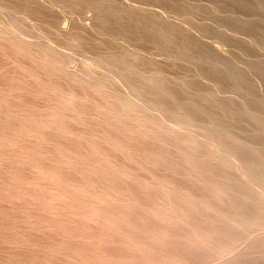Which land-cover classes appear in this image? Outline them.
<instances>
[{
	"label": "rangeland",
	"instance_id": "374dc122",
	"mask_svg": "<svg viewBox=\"0 0 264 264\" xmlns=\"http://www.w3.org/2000/svg\"><path fill=\"white\" fill-rule=\"evenodd\" d=\"M21 1H18V0H6V1L0 0V22H1L0 23V30H1L0 35H1V38H3L2 40L0 38V90H1L0 91V107H1L0 108V118L3 119V120L0 119V126L2 124H3L2 126L7 125L5 128L2 126L0 127V129H1L0 130V142H1L0 144L1 145L3 144V147H4L3 148L0 145V155H1L0 156L1 157L0 162L1 161L3 162L2 164H0V166H1V168H0V178H1L0 179V264H97V263L98 264H124V263L125 264H163V263L164 264H179V262H181V264H183L181 259H183V258L185 259V257H187V259L186 260L183 259V260H184V263L186 262L187 264L189 263V261H190L189 264H193V263L196 264L197 262L199 264L200 260L204 261V263L202 262L203 264H205V261L207 264H210V263L216 264L217 262L219 263V261H220L219 264H225V263L226 264H238V263L244 264V260H240V259L243 258L242 256H244V257L248 256V253L256 246L257 239L254 238V236H252L253 238H248L247 242L245 243V246L247 245V247H249V248L246 247L245 250L239 249L238 254L236 256H234L236 254V253H234V251L231 253H227V254H226V252L223 251L225 248H226L225 250H227V247L225 245H227L228 242L231 241V239L227 240L228 236H229V238L231 237V234L229 235L227 233L228 235L226 234V236L225 235L221 236V232L220 233H218V232L224 226L225 227H234L235 226L236 228L239 227L238 223L240 222L241 218L237 217L238 219H236L231 214L227 215V213H229L227 210L230 208V204L224 199H223V201H225V202L221 201V199L219 200L220 197L217 195V193H219V189L217 188V185L213 182V180L211 178L205 177V173L210 174L211 172L213 173L216 171H223L224 168H222V170H221V168H220L221 166L222 167L226 166L224 171H230V172L236 173V172H239L240 170H243V163L246 162L247 160L253 161V160H255V158L256 159L259 158V156H257L258 154L256 156H254V154L249 150V148H250L249 143L246 144L245 146H237V144H235V137L238 136V137L244 139L245 141L246 140L252 141L254 143L255 142H264V132H263L264 131V129H263L264 128V117H263V114H264V106H263L264 105V90H263V88H264V85H263L264 84V82H263L264 81V77H263L264 76V6H263L264 0H158V1L157 0H149V1L148 0H79V1L78 0H71L70 2H67L69 0H60V1L57 0L59 3L56 2L55 0H50V1L44 0L46 4L44 3L43 0H42L43 2L41 0H33V3L31 2L32 0H28L29 2L27 0H21ZM64 1H66V2H64ZM74 1H76V2H74ZM96 1H98V2H96ZM110 1H111V3H110ZM6 3H7V5H6ZM21 3H24V4H21ZM27 3H29V4H27ZM68 3H70V4H68ZM103 3H104V5H103ZM108 3H109V6H107ZM61 4L64 7H61ZM111 4L113 5V7ZM24 5H25V7H24ZM58 5H59V7H58ZM26 7H27V9H26ZM75 7L77 9H75ZM35 8H36V10H35ZM71 8H73L72 11H71ZM12 9H13V12H11ZM23 9H25V10L23 11ZM67 9L70 10L71 12L68 11ZM33 10H35V11H33ZM94 10L96 13L94 12ZM44 11H46V12H44ZM14 12L16 14H14ZM19 13H20V15H19ZM23 13H25V14L22 15ZM45 13L46 14L48 13L47 14L48 16ZM50 13L52 15H50ZM147 13L151 14V15H148ZM53 14H54V16H53ZM146 15H148L147 16L148 18L146 17ZM17 16H18V18H17ZM38 16H40L42 21ZM42 16L44 18H42ZM45 16L48 18H46ZM100 16H102V17H100ZM108 16H109V18H108ZM138 16L140 17V19L138 18ZM26 17L28 19H26ZM54 17H55V19H54ZM105 17H107L108 19ZM133 17H135V19ZM37 18H39V19H37ZM103 18H105V19H103ZM111 18H113L114 20H111ZM119 18L123 21H121ZM132 18L135 21L136 20L137 21L136 22L133 21ZM191 18H193V19L191 20ZM31 19L32 20L34 19V21H32ZM43 19H45L46 23ZM109 19H110V21H108ZM35 20H37V21H35ZM140 20H141V22L142 21L143 22L140 23ZM12 21H13L14 25H12ZM43 21H44V23H42ZM48 21L52 22L53 25H51V23H49ZM4 22H8V24L4 23ZM117 22H118V24H117ZM137 22L140 24H138ZM2 23H4V24H2ZM35 23H37L38 26ZM48 23H49V25H48ZM123 23L125 25H123ZM129 23H130L129 28L130 27H131V29L137 28L136 30L139 31L141 36H135L134 37V35L131 36L125 31V29L128 28L127 25ZM136 24H137V26H136ZM5 25H6V27L9 26V28L8 27L6 28ZM142 25H143V27H141ZM161 25H162V27H161ZM47 26H49V28ZM125 26H127V27H125ZM2 27H4V28H2ZM52 27L55 29H53ZM132 27H134V28H132ZM152 27H154V28H152ZM164 27H165V29H164ZM45 28H47L48 30ZM51 28H52V30H51ZM56 28H57V30H59L58 33H57V31H55ZM103 28H105L106 30L105 29L103 30ZM174 28H175V30H174ZM14 29H17L18 31L14 30ZM176 29L179 30V32ZM12 30H14V31H12ZM45 30H47L48 32ZM142 30L144 33L142 32ZM101 31H103V33ZM118 31H119V33H118ZM147 31H148V33H147ZM104 32H105V35H104ZM109 32H110V34H109ZM120 32L122 35L120 34ZM154 32H155V34H154ZM40 33L42 34V36ZM174 33H176V34H174ZM3 34H4V37H3ZM19 34L21 37L18 36ZM45 34H46V36H43ZM118 34H120V35H118ZM13 35H15V36L17 35L19 37V39L17 40V37H15ZM145 35L147 36V38ZM165 35H168V38ZM181 35H183V36H181ZM22 36H25V37H22ZM105 36H106V38H105ZM129 36H130V38L132 37L131 38L132 42H131ZM79 37L81 39H79ZM133 37H134V40H136V41L133 40ZM136 37H138V38H136ZM139 37H140V39H139ZM142 37H144L145 39H143ZM183 37L191 40L193 42L192 43L193 45L189 44V45L184 46L182 48L183 44H182L181 38H183ZM4 38L5 39L11 38V41H10V39L5 40ZM110 38H112V39H110ZM153 38H155V39H153ZM177 38H178V40H177ZM82 39H84V40L86 39V40L84 41ZM106 39L110 43L111 47H109V43L107 46ZM125 39H128V40L126 41ZM137 39L141 40V41L138 42ZM12 40H14V43ZM26 40L29 43L26 42ZM49 40L52 42V44L48 43V42H50ZM53 40L56 41V43H54ZM101 40L103 42H101ZM112 40L114 42L115 41L118 42L119 44L116 42L114 43ZM152 40H154V41H152ZM7 41H9V42H7ZM133 41L135 42V44L136 43H138V44H136V46H135ZM147 41H149V42L147 43ZM84 42L87 43L88 47ZM172 42L174 43V45ZM180 42H181V44H180ZM18 43H19V46H18ZM145 43H146V45H145ZM14 44H16V45H14ZM53 44H54V46H52ZM75 44L76 45L78 44L77 47ZM127 44H128V46H126ZM142 44H144V45H142ZM159 44H162V45H159ZM163 44H165V45H163ZM55 45H56V47H55ZM116 45H117V47H116ZM154 45L155 46L157 45V46L154 47ZM13 46H15V48ZM29 46L32 48H34V47H36V48L32 49V48H29ZM57 46H59L60 48L58 49ZM89 46L90 47L93 46V47L90 48ZM163 46H165V49H163L164 48ZM16 47H18L19 50L14 51V49H17ZM24 47L28 48V50H26V48H24ZM61 47L64 49L65 52L66 51L67 52L65 53L64 51H61V50H63ZM80 47H82V49ZM85 47H86V49H88L89 53L86 51ZM95 47L96 48L102 47V48L101 49L97 48V50L99 51L98 52ZM23 48H24V50H21ZM41 48H43L44 50ZM93 48H95L94 49L95 52H94V50H92ZM134 48L135 49L140 48V49L135 50ZM29 49H31V51H29ZM54 49H57L58 51L60 50L63 54L62 53L60 54L59 53L60 51L58 52L57 50H54ZM73 49H75V51ZM25 50H26V52H24ZM103 50H104V52H103ZM160 50L162 51V53H160L161 52ZM187 50H189V51H187ZM20 51L22 52V54L20 53L21 55L18 53ZM36 51H38L40 53H38ZM130 51H132V52H130ZM28 52H30L29 55H26V54H28ZM57 52L59 53L58 55L61 56V59L63 58L62 55L65 56L64 57L65 59L63 58L62 61L65 62V60H66L68 62V64L65 62L68 70L66 69V71H63L65 73H62V74H61L62 71H60V70L56 71V69H54L52 66H50V64L52 62H53V65L57 66V67H58L57 64H63L64 63V62H62V61L60 62V60H58L59 56L57 55ZM70 52L75 53L73 55L75 58H73V57L71 58L72 55L70 54ZM97 52L99 54L105 53V55L103 54L104 55L103 56L101 54V56H98ZM51 53H53V55ZM91 53H96L95 55H97L96 56L97 58L95 57V55L94 56H93V54L91 55ZM176 53H178V54H176ZM48 54H50V55H48ZM86 54L87 55L90 54L89 56H91L90 57L91 59L86 58V57H88ZM150 54H151V56H150ZM187 54H188V56H187ZM154 55L155 56L158 55V56L155 57ZM29 56H32L34 59L31 57L29 58ZM45 56H46V58L49 59L48 62L51 61L50 63H48L49 66L47 65V63H44V64L41 63L39 65L38 64V63H40L39 59L41 57H45ZM57 56H58V58H57ZM121 56H123V57H121ZM137 56L140 58H138ZM37 57H39V59ZM102 57H104V60ZM115 57H117V58H115ZM50 58L53 60H51ZM92 58H93V60H92ZM98 58L102 59V61H100V62H103V63H101L103 65V68H101L102 65L100 64ZM55 59H57L58 61ZM96 59H98V60L96 61ZM141 59H143V60H141ZM82 60L84 63L80 62ZM174 61H176V62H174ZM199 61H200V63H199ZM212 61H214V62H212ZM107 62H109V63H107ZM129 63H131V64L129 65ZM86 64L93 66V67H90L91 68L90 70L88 69L90 71L89 74L87 73L88 71H85V70H87V68H85ZM78 65H80V66H78ZM81 65H83V68L81 67ZM104 65H105V67H104ZM135 65L137 66V68ZM186 65H187V67H185ZM46 66L49 68V70L52 69V72L49 70H44V69H46L45 68ZM107 66H109V68H107ZM130 66H131V68H130ZM139 66H140V68H139ZM50 67H52V68H50ZM79 67H80V69H79ZM197 67H199V69ZM75 68H77V69L75 70ZM110 68H112V69L114 68V70L117 71L118 73L115 72L116 73L115 74L114 70H112V69L110 70ZM136 69H138L139 71L137 70V72H136L135 71ZM203 69H205V70L203 71ZM103 70H105L106 74H104ZM141 70L143 73L141 72ZM153 70H154V72L156 70H158V72L157 71L156 72L159 75V79H158V77H156L157 73L156 72L154 73ZM210 70H215V71L217 70V72L219 73V75H217V76H219V77L208 74V71H210ZM43 71L45 72V74ZM58 71H60V73ZM67 71H69L70 73H68ZM108 71L110 72V74H108ZM159 71L162 73V74L160 73L161 75L159 74ZM50 72H51V74H50ZM78 72H79V75H78ZM83 72H84V74H83ZM95 72H97V74ZM131 72H133V73H131ZM48 73L50 75H53V76H51L52 78L49 79L50 75ZM66 73H68V74H66ZM196 73L197 74L200 73L199 74L200 76H198ZM204 73L207 75H204ZM54 74L60 78H58L57 76H54ZM249 74H251V75H249ZM64 75L67 78L64 77ZM95 75L96 76L99 75V76L103 77V78L99 77L100 78L99 85L101 86L99 89L102 90V91H100V93H97L95 90L92 89L93 88L92 82H94L98 78V77H95ZM103 75H105V76H103ZM108 75H110V76H108ZM131 75H133V76L135 75V76L132 78ZM146 75L147 76L149 75V76L146 77ZM163 75L165 77H163ZM261 75H262V77H261ZM61 76L64 79L61 78ZM139 76L140 77L142 76V77L140 78ZM257 76H258V78H257ZM134 78H136V80ZM240 78H242V79L240 80ZM103 79L105 81H103ZM155 79L156 80L158 79L159 82L156 81ZM212 79L214 81H212ZM256 79L258 82L256 81ZM56 80L57 81L61 80L60 82L62 83V85L64 86L65 89L62 87L60 82H58V83L62 88H60L59 85L54 84V83H57ZM67 80H69V81H67ZM106 80H108V81H106ZM117 80H118V83L115 82L116 84H114L113 81H117ZM177 80L181 81L182 84L180 82H176ZM122 81L126 82L128 87L135 93L136 103H137L138 107L134 103L132 105H130L131 108L127 107V105L122 106L120 103H117L115 98H124V96L126 95V92H125L126 90H125V88L122 87V83H121ZM131 81H133L134 83ZM161 81H163V83L165 85L163 83H161ZM105 82H107V83H105ZM111 82H112V84H111ZM119 82H120L121 86H120ZM150 82H152V83H150ZM187 82H189V83H187ZM177 83L178 84L180 83L182 85V86L180 85V89L177 88V85H178ZM196 83H197V86L195 85ZM74 84H76V85H74ZM85 84L88 85V86H86L87 89L84 86ZM105 84H107L106 86H108V87H106ZM166 84H169V86ZM174 84H176V86ZM231 84H233V85L231 86ZM259 84H261V85H259ZM224 85H226L228 87H226V86L224 87ZM116 86H119L121 88V90L119 87H116ZM152 86H155V87L152 88ZM166 86H167V88H166ZM171 86H174V87H171ZM189 86H191V88H189ZM193 86H196V87H193ZM203 86H204V88H203ZM76 87H79V88H76ZM158 87H159V89H158ZM175 87L177 88V90H174V89H176ZM231 87L233 89L234 88L235 89L233 90V89H231ZM115 88L116 89L118 88L119 90L117 89L118 91H116ZM137 88H138V90H137ZM208 88H209V90H208ZM250 88H252L253 91H251L249 93V90H251ZM112 89H114L115 91ZM145 89L148 92H146ZM194 89H196V90H194ZM57 90H59V91H57ZM62 90H63V92H62ZM87 90L88 91L91 90L92 93H94V94H90L91 92H87V94H86ZM154 90H156L157 92ZM181 90H184V92L186 91L187 94H186V92L184 93ZM56 91L59 92L61 95H59L58 93L56 94ZM68 91H71L72 95ZM121 91L124 93H122ZM180 91L182 93H180ZM211 91H213V92H211ZM13 92H14V94H13ZM49 92H52V93H49ZM53 92L55 95L53 94ZM150 92H152V93L155 92L153 94V97H152V93H150ZM175 92H176V94H175ZM221 92H222V94H221ZM236 92H237V96H235ZM76 93L79 95H77ZM105 93L107 96L105 95ZM112 93L115 94V97H114V94H112ZM158 93H160L163 96H160V94H158ZM171 93H173V94H171ZM63 94L65 97L62 96ZM95 94H96V97H95ZM102 94H103V96H102ZM121 94H123V95H121ZM190 94H192V95H190ZM11 95H12V97H11ZM92 95L95 97V99ZM118 95H120V97H118ZM167 96H168V99H166ZM176 96H178V98H176ZM198 96H200V98ZM75 97H76V99H75ZM191 97L194 100H192ZM204 97H206V98L204 99ZM216 97H218V100ZM60 98H61V101H60ZM71 98H72V100H67V99H71ZM179 98H180V100H179ZM184 98H186L187 100ZM207 98H210V99H207ZM174 99H176L178 101L174 102V101H176ZM188 99H190V100H188ZM3 100H5V101H3ZM149 100H151V102H149ZM198 100H199V102H198ZM203 100L206 103L209 100H210V103L214 102L215 105L211 104L212 107L210 106V104H207L208 106L206 105L208 109H211L213 111H209L208 109H205L206 103H203L202 102ZM227 100L228 101L230 100V101L227 102ZM91 101H93V103ZM155 101L157 103L159 102V104H157ZM232 101H233V103H231ZM50 102L52 103V105ZM94 102L96 103L97 106L94 104ZM97 102H98V104H97ZM152 102H154L155 105H158V106H163L165 104H168L169 106L166 105L165 108H163V109H166L168 106L167 110L170 109V105H171V109H173V108L177 109L176 111H179V112H182L181 109H183L184 111L182 113H184L183 116H184L185 120H183V122L181 124L182 127L180 128V130H178V131L172 130L168 124V121H167L168 119H166V120H165V118L162 120L157 119V121H156L155 118L151 117V115L156 113V111H153V109H152L153 107H155V106H153L154 103H152ZM217 102H220V103L218 104ZM224 102H225V104L228 103L229 106L225 105ZM48 103H50V104L48 105ZM76 103H78V104L76 105ZM177 103H178V106H177ZM230 103L233 105L231 106ZM16 104L19 106H17ZM20 104L22 107L20 106ZM55 104H56V107H54ZM24 105L26 107H28V106L29 107L26 108ZM147 105H149V106L147 107ZM226 106H228V108ZM230 106L233 107V109L235 108V110H233ZM93 107L96 108L95 111H94ZM218 107H223L226 110H229L231 108L233 112L231 111V109L229 111L231 112L232 116H230L229 111H226V112L221 111L220 112L221 109H219ZM69 108H70V110H69ZM100 108L102 109V111ZM146 108L147 109L149 108L150 112H149V109L147 110ZM37 109H38V111H37ZM56 109L57 110L60 109L59 110L60 112H56L57 111ZM64 109L65 110L67 109L66 112H64ZM72 109H74V110H72ZM76 109H78V112ZM114 109H115V111H114ZM118 109H119V111H118ZM174 109L172 110L173 111L172 113H174V111H175ZM27 110H28V112H27ZM47 110L51 113H49ZM83 110H84V112H83ZM135 110H136V112H135ZM206 110H208V111H206ZM236 110H238V112H236ZM8 111H10V113ZM45 111H47V112H45ZM81 111L83 114L81 113ZM129 111L131 113H129ZM138 111H140V114L142 113L143 115L142 114L140 115ZM26 112L30 113V114H26ZM38 112H41L40 113L41 116L39 115ZM63 112H64V114H63ZM134 112H135V114H134ZM215 112H216V114H215ZM235 112H236V114H235ZM7 113H9L8 114L9 116L7 115ZM85 113H86V115H85ZM202 113H203V115H202ZM237 113H239V115ZM71 114L75 115V116H72ZM130 114H132V116ZM240 114H241V116H240ZM1 115H3V116L1 117ZM11 115H13V116H11ZM189 115H190V117H188ZM242 115H244V117ZM258 115H260V116L258 117ZM39 116L41 118H39ZM50 116L51 117L54 116V117H52L53 119H51ZM57 116L60 119L56 118ZM106 116H110V117H106ZM191 116H193L194 118L193 117L191 118ZM239 116L242 117L243 119L241 118L242 119L241 120ZM232 117H233V120H232ZM8 118H10V119H8ZM137 118L138 119L140 118L141 120H138ZM5 119L8 122L6 124H5V122H6ZM29 119H30V121H29ZM38 119H41V120H38ZM120 119H122V120H120ZM127 119H129V120H127ZM193 119H196L197 121L193 120ZM235 119H236V121L238 119V122H235ZM8 120L9 121L11 120L10 123ZM26 120H27V122H26ZM61 120L63 123L61 122ZM136 120H137V122H136ZM192 120L195 123V124H193L194 126H192V122H193ZM1 121H3L4 123ZM144 121L145 122L147 121L146 123H148L149 126ZM159 121L162 124L164 123L163 126H161L162 124H160ZM52 122L55 125H53ZM123 122H125V123L127 122V123L123 124ZM229 122H230V124H229ZM28 123H30V124H28ZM39 123H41V125ZM117 123H119V124H117ZM190 123H191V126H190L191 127L190 128L191 134H193L195 132L192 136L188 135L186 133L184 134V132L181 131V130H183V128H185L184 125L188 126ZM198 123H199V125H197ZM205 123H207V125H205ZM208 123L210 126H213V127H211L212 130L210 129V126L208 125ZM211 123L214 125L217 123L218 124L214 126ZM23 124H24V126L28 124V126L24 127ZM50 124H51V126H50ZM157 124H158V127H157ZM29 125H31V128L29 127ZM60 125H62L63 127ZM65 125H66V127H65ZM107 125L109 128L107 127ZM152 125H154V126L152 127ZM219 125L221 127H219ZM237 125H238V127H237ZM12 126H14V127H12ZM117 126L119 129L117 128ZM137 126H139V128ZM26 127L29 128L30 130L29 129L27 130ZM38 127H40L39 129L42 130L43 132H41L40 130H38L39 131L38 132L37 131ZM58 127H60L61 129ZM103 127H105V129ZM113 127H115V128H113ZM122 127L125 130L122 129ZM229 127H233V128H229ZM32 128H33V130H32ZM112 128H113V131H115L114 133H112L113 132L111 130ZM144 128L145 129L147 128V130H144ZM213 128H216V129L219 128V129H217V130L215 129L216 132H213V131H215V130H213ZM10 129H11V133H9L10 136L6 135V133L9 132ZM24 129H26L27 132ZM66 129L67 130L69 129V131H67ZM127 129H128V131H127ZM153 129L154 130L157 129L158 131L160 130L161 132L160 131L156 132V130L154 131ZM195 129H197V130H195ZM12 130L14 132H12ZM84 130H86V132H84ZM97 130H98V132H97ZM99 130H101V132H103V134H105V135H103V134L100 135L101 133L99 132ZM104 130L106 133L104 132ZM135 130L137 132H135ZM166 130H168V131H166ZM198 130L201 132H198ZM208 130H209V133H208ZM218 130L219 131L221 130V131L219 132ZM229 130L232 131V133H230V135H231V137L233 136L232 138L234 140H232V138L229 137V132H231ZM245 130H246V132H245ZM256 130H257V132H256ZM23 131H25V132H23ZM50 131H53V132L50 133ZM72 131H73V133H72ZM81 131H82V133H81ZM107 131H110V132H107ZM162 131H163V133H162ZM204 131H206V133ZM223 131L226 133H223ZM227 131H229V132H227ZM40 132H41V134H39ZM77 132H79V133H77ZM127 132H128V136H127ZM155 132H156V134H155ZM181 132H183V134H181ZM211 132H213V133H211ZM43 133H45L44 134L45 137L48 136V137H46V140H44L45 138H44ZM56 133H58L60 135H62L63 133H65V134L60 136L58 134L55 135ZM94 133L96 136H102V137L101 138L100 137L95 138ZM135 133H137V134H135ZM160 133H162V134H160ZM215 133H217V134H215ZM220 133H223V135L222 134L220 135ZM227 133H228V135H227ZM21 134L23 135V137ZM37 134L39 135V137ZM48 134H50V135L54 134V137H56V139L58 138V140H56L54 137H52L53 135L50 136ZM87 134L89 135V137ZM106 134H108V135H106ZM111 134H113V136ZM118 134H119V136H118ZM180 134L184 135V137L180 136ZM72 135H74L75 137L73 136L74 137L73 138ZM157 135L160 136L159 139H157V137H159ZM166 135L168 137H166ZM185 135H187V137ZM216 135H217V137H216ZM11 136H15V137L11 138ZM18 136H20V137H18ZM25 136L26 137L28 136V137L26 138ZM49 136H50V139H51V137L54 138L52 140H55L56 142L48 140ZM142 136H143V138H142ZM199 136H201V137L199 138ZM219 136H221V137H219ZM1 137H2V139H1ZM41 137H43V138H41ZM86 137H87V139H86ZM164 137H166V138L164 139ZM193 137H195V138H193ZM196 137H198V138H196ZM204 137H206L207 139H205ZM262 137H263V139H260V140L258 139V138H262ZM5 138H8V140L12 143V145L8 140L5 141L4 140ZM30 138H32V139H30ZM90 138H91L92 144H90L91 143ZM141 138H142V140H141ZM169 138H171V139H169ZM192 138L194 140L197 139L196 141L202 142V145H204V147L203 146L197 147L195 145H191L192 144L191 142H190L191 144L185 145V143L187 141L189 142L190 140H193ZM228 138H230L231 140H229ZM254 138H256V141L254 140ZM22 139H24L23 140L24 142L22 141ZM37 139H40V141H42V142H39ZM82 139H84V140H82ZM155 139H157L158 142ZM160 139H161V141H160ZM47 140L49 142H53L54 144L47 142ZM87 140H89L90 142ZM105 140L106 141L111 140L112 142L110 141L111 143H109V142H106ZM165 140L167 142L164 143L163 141H165ZM206 140L207 141H217L218 144L224 145V146L227 144V146H225V149H228V150H225L222 152L220 151L218 154L219 159H221L222 161L224 160L223 161L224 165L222 164L221 160H218V162L213 160L214 161L213 162V161H211L212 159L207 158L208 153L206 154V152H208V150H207L206 144L208 146V142ZM19 141H20V144H19ZM28 141H30V142H28ZM80 141H81V143H80ZM117 141H119V142H117ZM180 141H182L183 143L182 142L180 143ZM8 142L12 147L13 146L14 147L12 148L9 144H7ZM120 142H122V144ZM193 142H195V141H193ZM221 142H222V144H221ZM144 143H145V145H144ZM159 143H161V145ZM224 143H226V144H224ZM16 144H17V147H16ZM49 144H50V146H49ZM95 144L97 146L99 145L98 146L99 148L96 147L97 150H95V147H94V146H96ZM139 144H141L140 145L141 148L139 147ZM158 144H159V146L157 147ZM166 144H167V146H165ZM169 144H170V146H169ZM52 145H54V147L56 149L54 147L49 149V147H51ZM91 145L93 146V148ZM111 145L113 146V148ZM114 145H116V147H118V148H115ZM122 145H124V146H122ZM134 145H136V146H134ZM9 146H10V148H9ZM24 146H26V147H24ZM31 146L32 147L34 146L33 147L34 151H36L38 153H35L34 151H32L33 148H31ZM152 146H153V148H152ZM6 147H8V148H6ZM39 147H40V149H37ZM119 147L121 148V151H119L120 150ZM123 147H124V149H123ZM156 148H157V150H156ZM170 148H171V150H170ZM241 148H243V149H241ZM116 149H119V150H116ZM160 149H161V151H160ZM188 149H190V151ZM25 150H27L28 153H26L27 151H25ZM165 150H169V151L165 152ZM182 150H184V151H182ZM21 151L23 154L21 153ZM53 151H55V152H53ZM127 151L129 152L128 153L129 155H127ZM187 151H189V152H187ZM194 151H195V153H194ZM1 152L3 153L4 156L2 155ZM44 152H45V155H44ZM64 152L67 153V154H65L66 156H64ZM108 152H109V154H108ZM153 152H155V153H153ZM171 152H172V156H170ZM190 152H191V154L188 156V154ZM197 152H198V155L196 154ZM227 152H229V153L227 154ZM50 153H51V155H50ZM144 153H145V155H144ZM173 153L179 154V157H176L178 155L175 156V154H173ZM223 153L226 154V155L225 154L224 155L227 158L234 156L236 158L235 164H233L232 166L230 165V167L227 166L226 165L227 158H225V156H223ZM245 153H247V154H245ZM25 154H27V156ZM62 154H63V156H62ZM106 154H108V156L110 155V158ZM43 155L47 156V159H45ZM68 155L70 158H68ZM157 155H160L161 157L160 158L158 157V159L156 160ZM168 155H169V159H168ZM180 155H182V156H180ZM227 155H229V156H227ZM246 155L249 156L250 158L249 157L246 158ZM7 156H9V157H7ZM14 156H15V158H14ZM53 156L57 157V158H54ZM131 156H133V157H131ZM6 157L8 159H6ZM30 157H31V159L34 157L33 158L34 160L36 157H38V158H36V162H35L33 159L30 160ZM41 157H43V158H41ZM50 157L52 158V160L50 159ZM114 157H115V159H113ZM128 157L131 158L130 159L131 161L128 159ZM173 157L175 158L176 161L174 160ZM189 157L193 158L194 160L193 159L191 160ZM147 158L149 159L148 161H147ZM202 158H203V160H202ZM204 158H206V159H204ZM16 159H18L20 161L18 162V160H16ZM21 159H22V161H21ZM28 159H29V161H27ZM56 159H57V161H56ZM76 159H78V160H76ZM144 159H145V161H144ZM195 159H196V162H194ZM242 159H246V160L242 161ZM13 160L15 162H13ZM79 160L81 161V164H80ZM112 160H113V162H112ZM150 160H151V162H150ZM153 160H155L156 163ZM163 160H166V161H163ZM38 161H39V163H38ZM99 161L101 162V164ZM116 161H117V163H116ZM120 161L122 164L120 163ZM157 161L160 163H158ZM172 161L174 163H172ZM188 161L191 162L190 164L192 166H190ZM29 162H30V165H28ZM32 162H33V165L36 164L35 167L32 165ZM65 162H66V164H65ZM82 162L85 165L82 164ZM89 162H91V163H89ZM169 162H170V164H169ZM180 162H182V163H180ZM206 162L209 163V165H206L207 164ZM75 163H77V164H75ZM95 163H96V165L98 164L100 169L98 168V166L96 167ZM145 163H147V164L145 165ZM154 163L157 166H155ZM194 163H196L195 164L196 166L194 165ZM238 163H240V164H238ZM51 164H54V165H51ZM93 164H94V166H93ZM113 164H114V166H113ZM116 164H117V166H118V164H121V165H119L121 168L119 166L118 167L120 169H122V172L124 174L116 166ZM148 164H149V166H148ZM173 164H175V166ZM4 165H6L7 167ZM8 165H11V167ZM38 165L39 166L41 165V166L39 167ZM82 165H83V167H82ZM150 165L153 166L154 168L150 167ZM172 165L174 167H172ZM199 165H200V167H199ZM204 165H205V167H204ZM53 166H55V167H53ZM89 166H91V167H89ZM92 166H93V168H92ZM103 166H104V168H103ZM110 166H112V167H110ZM169 166H171V168ZM197 166H198V168H197ZM207 166L209 168H207ZM8 167H9V169H8ZM60 167H61V169H60ZM184 167H185V169H184ZM55 168H56V171H55L56 174L53 171V170H55ZM62 168H64V169H62ZM89 168L92 171H94L91 173L92 177L89 176V175H91L89 173L90 171H88V170H90ZM168 168H169V170H168ZM176 168L178 170H174ZM200 169H201V171H200ZM37 170H38V172H37ZM50 170L53 171L54 173L51 172ZM83 170H85V172ZM196 170H198V171H196ZM33 171H34V173L35 172H37V173L33 174ZM39 171H41V172H39ZM134 171H136V172H134ZM172 171H173V174H176V175L171 174V176H172L171 177L169 173H171ZM175 171H177V172H175ZM182 171H184V172H182ZM80 172H81V174H80ZM100 172H102V173H100ZM130 172H132V173H130ZM155 172H157L155 174L156 177L154 176ZM82 173L84 176H82ZM88 173H89V175H87ZM110 173L114 174V176H115V174H117L118 176L116 175L117 177H115V178H118L120 176V178H122V180L120 178H118L117 181L121 180V182H115L116 179L113 178L114 176H112V174L110 175ZM146 173L149 174L150 178L147 176L148 174H146ZM158 173H159V175L157 176ZM181 173H183V174H181ZM42 174H44V175H42ZM45 174H48V176L47 175L45 176ZM106 174H109L112 177H110V176L108 177ZM131 174H132V176H131ZM160 174L161 175L164 174V176L163 175L162 176L165 179H166V174H167V178H169L170 181L168 179L166 181L165 179L160 178V177H162V176H160ZM190 174H192L193 176L192 175L191 176L195 179H193L192 177H189ZM202 174H203V176H202ZM38 175L40 176V178L37 179L36 176H38ZM53 175H55L56 177ZM59 175H60V178H63V179L60 180ZM133 175H135V176L133 177ZM184 175L187 177H185ZM10 176H11V178H10ZM98 176H99V178L97 179V182H99V184L97 182L95 183V179ZM177 176H179V178ZM42 177H43V179H42ZM48 177L49 178L54 177V178L49 179ZM83 177H84L85 181L83 180ZM102 177L104 178L105 181L102 179ZM125 177L129 178L128 181ZM135 177H136V179H135ZM180 177H181V179L184 178V180L182 179L183 181H181ZM200 177L201 178L203 177L202 180ZM2 178H4V179H2ZM26 178L28 179V181ZM33 178H34V180H33ZM56 178H59V180L58 179L56 180ZM65 178H67L66 180L68 182L65 180ZM88 178H92V179H88ZM123 178H125V179H123ZM148 178H149V180H148ZM175 178H176V180L178 179L177 183L175 181ZM186 178L188 179V181ZM143 179H145V181ZM151 179H154V180L151 181ZM108 180H109V182H108ZM138 180H141V181H138ZM90 181L94 182L95 184L94 183L92 184ZM100 181H103V182H100ZM142 181L145 184V185H142V186H145V188L143 187L144 189L142 188V186L140 184H138V182L139 183L141 182V184H142ZM147 181H150V183ZM168 181L171 183H168ZM32 182H34V183H32ZM56 182H58V183H56ZM69 182L72 184H68ZM81 182H82V184H81ZM84 182L87 184H84ZM151 182H154V183H151ZM178 182H180V183H178ZM198 182H200V183H198ZM201 182H203V183H201ZM6 183H7V185H6ZM103 183H105V185H103ZM116 183H117V186H116ZM172 183H176L178 185H176V184L173 185ZM1 184H3V185H1ZM19 184H20V186H19ZM96 184H98V185H96ZM146 184L149 187H146ZM166 184L168 186H170V188ZM171 184H172L173 188H172ZM179 184H180V186H182V185L183 186L185 185V186L184 187L182 186L183 188H179L180 187ZM202 184L203 185L205 184V185L203 186ZM48 185H49V187H48ZM138 185H140L141 189L144 191V192H142V190L140 189V191L142 193H146V191L149 192V193L145 194L146 198H145V195L142 196L143 198L141 197L142 194H140L141 192L138 189L139 188ZM192 185H193V187H192ZM233 185H235V184H233ZM18 186H19V188H18ZM52 186L53 187L55 186V187L53 188ZM69 186L71 188H68ZM131 186L135 189L134 191L132 190L133 188ZM134 186H137V187H134ZM65 187L68 189H66ZM103 187H104V189H103ZM112 187H113V189H111ZM198 187H199V189H197ZM78 188L80 189L79 191H78ZM83 188L84 189L86 188L85 189L86 191ZM129 188H130L131 192L129 191ZM136 188H137V191H139V192L136 191ZM150 188H152L153 191L156 190L155 192L157 194L150 193V191L153 192ZM60 189H61V191H59ZM87 189H89L90 191ZM127 189H128V191H127ZM177 189L178 190L180 189V190L178 191ZM56 190H58V191H56ZM95 190L96 191L98 190V191L96 192ZM101 190H103V192ZM108 190L109 191L111 190L112 194H111V192H110V194H108L109 193ZM202 190H203V192H202ZM123 191H124V193H123ZM132 191H133V194H135V195L132 194ZM38 192H41V193H38ZM53 192L54 193L59 192L58 195L60 194V192L64 193L65 194L64 196H66L65 197L66 199L63 198L64 196L62 193H61L62 197L59 195L61 197L60 198L59 196L56 197V194H54ZM205 192H206V194H205L206 196H203ZM102 193H103V195H102ZM122 193H123V196H125V197L122 196ZM125 193H128V194H125ZM177 193H178V195H177ZM179 193H180V195H179ZM148 194H152V195H149L151 198L149 196L147 197ZM160 194H162L161 196L164 197V199L166 197H167V199H165V200L162 199ZM181 194H182V196H181ZM188 194H189V196H188ZM193 194H194V196H193ZM91 195H93V196H91ZM100 195L102 196V198H104V200L100 198L101 197ZM112 195H114V196L117 195V196L111 197ZM165 195H167V196H165ZM174 195H175V197H174ZM196 195H198V196L196 197ZM86 196H88V197H86ZM103 196H105V197H103ZM136 196L138 197V200H137ZM153 196H156V197L154 198ZM171 196L173 198H176V200H174V199L170 200ZM202 196L204 199H202ZM89 197H92L91 199H93V200H91ZM130 197L133 198L134 201ZM79 198L83 199L82 201H85V199H87L86 200L87 203H85L86 201L82 202L81 199H79ZM120 198L122 199L121 201H120ZM127 198H129L130 200ZM152 198H153V200L155 199V201L151 200ZM211 198H212V200H211ZM61 199L62 200L65 199L66 201H62ZM124 199H125V201H124ZM216 199H218V200H216ZM97 200H98V203L96 202ZM127 200H129V201H127ZM149 200H151V201H149ZM186 200H189V201L185 202ZM208 200H209V202H208ZM164 201H165V203H164ZM183 201H184V204H183ZM71 202H73V203H71ZM90 202L93 204V206ZM151 202H152V205L150 204ZM155 202H157L158 205ZM196 202H197V204H196ZM94 203H95V205H94ZM122 203H124V204H122ZM167 203H168V205H166ZM176 203H177V205H176ZM213 203H215V204H213ZM222 203H224V204H222ZM118 204H120V206H118ZM133 204H134V206H132ZM185 204H187V205H185ZM203 204L205 205V207ZM81 205L84 207H82ZM113 205H115V206L113 207ZM178 205H180L179 206L180 208H178ZM197 205H199V206H197ZM226 205L229 207H227ZM81 207H82V209H81ZM129 207H130V209H128ZM146 207H148V208H146ZM152 207H153V209H152ZM181 207H183L182 208L183 210L181 209ZM187 207H189L190 212L188 211ZM131 208H133V209H131ZM185 208L187 211L184 210ZM213 208H215V209H213ZM221 208H222V210H220ZM105 209H106V212H105ZM147 209H148V211H147ZM194 209H195V211H194ZM86 210H87V213H85ZM129 210H130V212H129ZM143 210H145L147 212H145ZM216 210H217V212H216ZM82 211H84V212H82ZM176 211H177V213H176ZM224 211H226V213H224ZM205 212L208 213V215L205 214ZM212 212H213V215H212ZM132 213H134L135 215H133ZM150 213H152V214H150ZM183 213H188L187 214L188 217H187V215H185ZM114 214H115V216H114ZM147 214H148V216H147ZM221 215H223V216H221ZM154 216H156V217L153 218ZM172 216H174V217H172ZM178 216H181V218ZM200 216H201V218H200ZM215 216H216V218L218 217L217 218V224L222 225V227L218 226V225H216L217 227L215 226V224H216V222H215L216 218L214 219ZM230 216H232V218ZM115 217L117 220L115 219ZM149 217H151V218L149 219ZM176 217H178V218H176ZM164 218H166V219H164ZM189 218H190V220H189ZM107 219H110V220H107ZM178 219H181V220L179 221ZM114 220H116V223ZM183 220H185V221L187 220L188 223H186L187 222L186 221L183 225V222H184ZM159 221H160V225L154 224L155 222L159 223ZM199 221L202 222V223L200 222V224L202 226L200 224L198 225ZM190 222H192V223H190ZM205 222H208L207 226H204ZM151 223H152L153 227L150 226ZM177 223H179V224L182 223L181 225H183V226H181ZM224 223H226V224H224ZM174 225H176V227ZM195 225H196V227H195ZM205 225H206V223H205ZM192 226H193V228H192ZM197 226H198V228H197ZM200 226H201L202 231H200L201 229H199ZM203 226H204V228L205 227L207 228V231H206V229L203 228ZM214 226L216 228H214ZM218 227H220V228L218 229ZM152 228H155V229H152ZM183 229L185 230L186 233L183 231ZM208 229H211V230H208ZM152 231L154 233V236H153ZM199 231L201 234L199 233ZM135 232H136V234H134ZM163 232H165L166 234ZM171 232L175 236H173L171 234ZM193 232H195V233H193ZM203 232L204 233L206 232L205 234H203L204 236L202 235ZM128 233H130V234H128ZM162 233L164 235H167V236L164 237V235ZM179 233H180V236L178 235ZM181 233H183V234H181ZM176 235H178L179 237ZM182 235L185 236L184 239L186 242L183 241L184 236L182 237ZM214 235H216V236H214ZM169 236H171V237H169ZM206 236L209 239L208 238L206 239ZM84 237H85V239H84ZM161 237H162V239H161ZM221 237H224V238H221ZM154 238L155 239L157 238V239L154 240ZM179 238L182 240L181 246L179 244V242H181ZM196 238H198V239H196ZM144 240H146V242ZM172 240L174 242H175V240H178L179 242L176 241V244L178 243L179 246L181 247V249L183 246L182 250L183 251L185 250V251L184 252L181 251V249H179L177 246H175L176 245L175 243L173 245ZM226 240L228 242H226ZM149 241H150V244H149ZM43 243H44V245H43ZM219 243H221V244H219ZM170 244H171V247H170ZM196 244H197L199 249L197 248ZM199 245H201V246H199ZM222 245H223V247H222ZM204 246H206V247H204ZM17 247H18V249H17ZM157 247H158V249H156ZM174 247H175V251H174ZM187 248L189 249V251L191 250V252L188 251V253H186ZM200 248H202L201 251H200ZM206 249H208V250H206ZM212 249H213V251H212ZM221 249H223V250H221ZM249 249H251V250H249ZM165 250H166V252H165ZM194 250L197 251V252L195 251V254L192 253V251L194 252ZM198 250H199V252L204 254V255L201 254L203 256V259H199L200 257L202 258V256L201 255L199 256ZM211 251H212L213 255H211L212 254ZM218 251H220V252H218ZM242 251H244L245 255H244V253H241ZM163 252H165V253H163ZM196 253L198 256L196 255ZM206 253H208V254L211 253L210 255L212 257L215 256L214 258H211L210 255H206L207 257L210 256L209 258H211L212 261H211V259L207 258V260H208V262H207L206 256H205ZM217 253H221V254H217ZM232 253H234V254H232ZM174 254H175V257H174ZM158 255H160V256H158ZM177 255H178V257H177ZM217 255H219V256H217ZM221 255L223 257L225 255H227L224 257V259H225L224 261H223V257ZM157 258H158V260H157ZM177 258H180V259H177ZM189 258H190V260H188ZM220 258H221V260H220ZM226 258H229V259H226ZM8 259L10 260V262ZM215 259H217V262ZM22 260H24V261H22ZM187 260H188V262H187ZM209 260H210V262H209ZM213 260H215V261H213ZM226 260H227V262H226ZM191 261H192V263H191ZM221 261H223V262H221ZM202 263L200 262V264H202Z\"/></svg>",
	"mask_w": 264,
	"mask_h": 264
},
{
	"label": "bare ground",
	"instance_id": "6f19581e",
	"mask_svg": "<svg viewBox=\"0 0 264 264\" xmlns=\"http://www.w3.org/2000/svg\"><path fill=\"white\" fill-rule=\"evenodd\" d=\"M5 1H6V0H5ZM18 1H21V0H18ZM27 1H28V0H27ZM41 1H42V0H41ZM43 1H44V0H43ZM43 1H42V2H43ZM49 1H50V0H49ZM55 1L58 2L57 0H55ZM59 1H60V0H59ZM70 1H71V0H69V1H67V2H70ZM78 1H79V0H78ZM148 1H149V0H148ZM157 1H158V0H157ZM16 2H17V1H16ZM21 2H22V1H21ZM23 2H24V1H23ZM28 2H29V1H28ZM31 2L33 3V0H32ZM42 2H41V3H42ZM53 2H54V1H53ZM62 2H63V1H62ZM64 2H66V1H64ZM72 2H73V1H72ZM72 2H71V3H72ZM74 2H76V1H74ZM96 2H98V1H96ZM104 2H105V1H104ZM145 2H146V1H145ZM18 3H19V2H18ZM44 3H45V1H44ZM58 3H59V2H58ZM77 3H78V2H77ZM110 3H111V1H110ZM261 3H262V2H261ZM4 4H5V3H4ZM21 4H24V3H21ZM27 4H29V3H27ZM27 4H26V5H27ZM45 4H46V3H45ZM55 4H56V3H55ZM68 4H70V3H68ZM72 4H73V3H72ZM98 4H99V3H98ZM105 4H106V3H105ZM175 4H176V3H175ZM183 4H184V3H183ZM2 5H3V4H2ZM6 5H7V3H6ZM31 5H32V4H31ZM38 5H39V4H38ZM47 5H48V4H47ZM47 5H46V6H47ZM59 5H60V4H59ZM59 5H58V7H59ZM79 5H80V4H79ZM103 5H104V3H103ZM111 5H112V4H111ZM111 5H110V6H111ZM178 5H179V4H178ZM43 6H44V5H43ZM48 6H49V5H48ZM94 6H95V5H94ZM107 6H109V3H108ZM191 6H192V5H191ZM263 6H264V5H263ZM10 7H11V6H10ZM24 7H25V5H24ZM31 7H32V6H31ZM36 7H37V6H36ZM61 7H64V6H62V4H61ZM72 7H73V6H72ZM89 7H90V6H89ZM105 7H106V6H105ZM112 7H113V5H112ZM175 7H176V6H175ZM184 7H185V6H184ZM11 8H12V7H11ZM16 8H17V7H16ZM38 8H39V7H38ZM41 8H42V7H41ZM41 8H40V9H41ZM46 8H47V7H46ZM73 8H74V7H73ZM73 8H71V11H72ZM100 8H101V7H100ZM108 8H109V7H108ZM26 9H27V7H26ZM75 9H77V8L75 7ZM92 9H93V8H92ZM104 9H105V8H104ZM21 10H22V9H21ZM24 10H25V9H23V11H24ZM28 10H29V9H28ZM35 10H36V8H35ZM35 10H33V11H35ZM42 10H43V9H42ZM45 10H46V9H45ZM67 10H68V9H67ZM180 10H181V9H180ZM186 10H187V9H186ZM15 11H16V10H15ZM23 11H22V12H23ZM39 11H40V10H39ZM48 11H49V10H48ZM68 11H70V10H68ZM71 11H70V12H71ZM104 11H105V10H104ZM11 12H13V9H12ZM20 12H21V11H20ZM27 12H28V11H27ZM44 12H46V11H44ZM94 12H95V10H94ZM99 12H100V11H99ZM99 12H98V13H99ZM174 12H175V11H174ZM181 12H182V11H181ZM25 13H26V12H25ZM25 13H23L22 15H24ZM41 13H42V12H41ZM48 13H49V12H48ZM48 13H47V14H48ZM51 13H52V12H51ZM51 13H50V15H52ZM95 13H96V12H95ZM185 13H186V12H185ZM14 14H16V13L14 12ZM31 14H32V13H31ZM39 14H40V13H39ZM45 14H46V13H45ZM47 14H46V15H47ZM140 14H141V13H140ZM140 14H139V15H140ZM147 14H148V13H147ZM19 15H20V13H19ZM22 15H21V16H22ZM29 15H30V14H29ZM32 15H33V14H32ZM36 15H37V14H36ZM41 15H42V14H41ZM43 15H44V14H43ZM96 15H97V14H96ZM148 15H151V14H148ZM148 15H146V17H147ZM47 16H48V15H47ZM53 16H54V14H53ZM121 16H122V15H121ZM152 16H153V15H152ZM13 17H14V16H13ZM19 17H20V16H19ZM22 17H23V16H22ZM24 17H25V16H24ZM36 17H37V16H36ZM38 17L40 18V16H38ZM45 17H46V16H45ZM50 17H51V16H50ZM50 17H49V18H50ZM100 17H102V16H100ZM119 17H120V16H119ZM141 17H142V16H141ZM146 17H145V18H146ZM189 17H190V16H189ZM17 18H18V16H17ZM34 18H35V17H34ZM39 18H37V19H39ZM42 18H44V17L42 16ZM46 18H48V17H46ZM51 18H52V17H51ZM105 18H107V17H105ZM105 18H103V19H105ZM108 18H109V16H108ZM108 18H107V19H108ZM114 18H115V17H114ZM117 18H118V17H117ZM133 18L135 19V17H133ZM133 18H132V20L135 21ZM136 18H137V17H136ZM138 18L140 19L139 16H138ZM147 18H148V17H147ZM262 18H263V17H262ZM26 19H28V18L26 17ZM40 19H41V18H40ZM54 19H55V17H54ZM96 19H97V18H96ZM119 19H120V18H119ZM189 19H190V18H189ZM192 19H193V18H191V20H192ZM2 20H3V19H2ZM2 20H1V21H2ZM4 20H5V19H4ZM31 20H32V19H31ZM43 20L45 21V19H43ZM111 20H114V19L111 18ZM115 20H116V19H115ZM120 20H121V19H120ZM13 21H14V20H13ZM13 21H12V25H14V24H13ZM32 21H34V19H33ZM35 21H37V20H35ZM41 21H42V19H41ZM44 21H43L42 23H44ZM50 21H51V20H50ZM52 21H53V20H52ZM108 21H110V19H109ZM121 21H123V20H121ZM136 21H137V20H136ZM136 21H135V22H136ZM151 21H152V20H151ZM154 21H155V20H154ZM9 22H10V21H9ZM39 22H40V21H39ZM48 22H49V21H48ZM142 22H143V21H142ZM142 22H141V20H140V23H142ZM146 22H147V21H146ZM146 22H145V23H146ZM158 22H159V21H158ZM0 23H1V22H0ZM4 23H7V24H8V22H4ZM4 23H2V24H4ZM45 23H46V21H45ZM49 23H51V25H53L52 22H49ZM49 23H48V25H49ZM103 23H104V22H103ZM109 23H110V22H109ZM137 23H138V22H137ZM140 23H138V24H140ZM147 23H148V22H147ZM147 23H146V24H147ZM155 23H156V22H155ZM17 24H18V23H17ZM35 24L37 25V23H35ZM38 24H39V23H38ZM100 24H101V23H100ZM105 24H106V23H105ZM110 24H111V23H110ZM113 24H114V23H113ZM117 24H118V22H117ZM134 24H135V23H134ZM143 24H144V23H143ZM157 24H158V23H157ZM111 25H112V24H111ZM121 25H122V24H121ZM123 25H125V24L123 23ZM129 25H130V23L127 25L128 28L125 29V31H126L129 35H131V36L134 35V37H135V36H141V34L139 33V31L136 30L137 28L132 27V28H134V29H131V27L129 28ZM37 26H38V25H37ZM127 26H125V27H127ZM136 26H137V24H136ZM138 26H139V25H138ZM145 26H146V25H145ZM169 26H170V25H169ZM176 26H177V25H176ZM176 26H175V27H176ZM5 27H6V25H5ZM7 27L9 28V26H7ZM7 27H6V28H7ZM15 27H16V26H15ZM18 27H19V26H18ZM45 27H46V26H45ZM47 27L49 28V26H47ZM50 27H51V26H50ZM55 27H56V26H55ZM104 27H105V26H104ZM115 27H116V26H115ZM120 27H121V26H120ZM120 27H119V28H120ZM125 27H124V28H125ZM141 27H143V25H142ZM146 27H147V26H146ZM159 27H160V26H159ZM161 27H162V25H161ZM172 27H173V26H172ZM226 27H227V26H226ZM228 27H229V26H228ZM2 28H4V27H2ZM40 28H41V27H40ZM52 28H53V27H52ZM52 28H51V30H52ZM98 28H99V27H98ZM109 28H110V27H109ZM116 28H117V27H116ZM121 28H122V27H121ZM124 28H123V29H124ZM147 28H148V27H147ZM147 28H146V29H147ZM152 28H154V27H152ZM157 28H158V27H157ZM176 28H177V27H176ZM43 29H44V28H43ZM45 29H47V28H45ZM53 29H55V28H53ZM100 29H101V28H100ZM104 29H105V28H103V30H104ZM112 29H113V28H112ZM123 29H122V30H123ZM149 29H150V28H149ZM164 29H165V27H164ZM14 30H17V29H14ZM14 30H12V31H14ZM47 30H48V29H47ZM47 30H45V31H47ZM105 30H106V29H105ZM147 30H148V29H147ZM174 30H175V28H174ZM176 30H177V29H176ZM0 31H1V30H0ZM17 31H18V30H17ZM17 31H16V32H17ZM53 31H54V30H53ZM55 31H57V33L59 32V30H57V28H56ZM55 31H54V32H55ZM99 31H100V30H99ZM108 31H109V30H108ZM120 31H121V30H120ZM177 31L179 32V30H177ZM2 32H3V31H2ZM5 32H6V31H5ZM47 32H48V31H47ZM47 32H46V33H47ZM49 32H50V31H49ZM101 32L103 33V31H101ZM142 32H143V30H142ZM166 32H167V31H166ZM174 32H175V31H174ZM178 32H177V33H178ZM102 33H101V34H102ZM118 33H119V31H118ZM127 33H126V34H127ZM143 33H144V32H143ZM145 33H146V32H145ZM147 33H148V31H147ZM147 33H146V34H147ZM150 33H151V32H150ZM184 33H185V32H184ZM0 34H1V33H0ZM7 34H8V33H7ZM21 34H22V33H21ZM40 34H41V33H40ZM109 34H110V32H109ZM120 34H121V32H120ZM120 34H118V35H120ZM124 34H125V33H124ZM128 34H127V35H128ZM154 34H155V32H154ZM174 34H176V33H174ZM9 35H10V34H9ZM78 35H79V34H78ZM104 35H105V32H104ZM121 35H122V34H121ZM142 35H143V34H142ZM162 35H163V34H162ZM178 35H179V34H178ZM13 36H15V35H13ZM18 36H20V34H19ZM18 36H17V35L15 36V37H17V40L19 39ZM41 36H42V34H41ZM43 36H46V34L43 35ZM111 36H112V35H111ZM114 36H115V35H114ZM143 36H144V35H143ZM145 36H146V35H145ZM153 36H154V35H153ZM163 36H164V35H163ZM165 36H167V38H168V35H165ZM171 36H172V35H171ZM181 36H183V35H181ZM3 37H4V34H3ZM8 37H9V36H8ZM20 37H21V36H20ZM22 37H25V36H22ZM80 37H81V36H80ZM80 37H79V39H81ZM109 37H110V36H109ZM127 37H128V36H127ZM134 37H133V40H134ZM161 37H162V36H161ZM161 37H160V38H161ZM178 37H179V36H178ZM0 38H1V35H0ZM11 38H12V37H11ZM11 38H7V39H10V41H11ZM73 38H74V37H73ZM73 38H72V39H73ZM83 38H84V37H83ZM105 38H106V36H105ZM114 38H115V37H114ZM129 38H130V36H129ZM131 38H132V37H131ZM131 38H130V40H131V42H132V39H131ZM136 38H138V37H136ZM136 38H135V39H136ZM142 38L145 39L144 37H142ZM146 38H147V36H146ZM148 38H149V37H148ZM179 38H180V37H179ZM220 38H221V37H220ZM2 39H3V38H1V40H2ZM4 39H5V38H4ZM7 39H5V40H7ZM22 39H23V38H22ZM25 39H26V38H25ZM70 39H71V38H70ZM75 39H76V38H75ZM110 39H112V38H110ZM139 39H140V37H139ZM149 39H150V38H149ZM153 39H155V38H153ZM173 39H174V38H173ZM181 39H182V44H183L182 48H183L184 46H187V45L193 43V42H192L191 40H189L188 38L183 37V38H181ZM27 40H28V39H27ZM27 40H26V42H28ZM82 40H84V39H82ZM85 40H86V39H85ZM85 40H84V41H85ZM125 40L127 41L128 39H125ZM137 40H138V39H137ZM146 40H147V39H146ZM161 40H162V39H161ZM177 40H178V38H177ZM179 40H180V39H179ZM262 40H263V39H262ZM12 41H13V43H14V40H12ZM49 41H50V40H49ZM53 41H54V40H53ZM69 41H70V40H69ZM109 41H110V40H109ZM112 41H113V40H112ZM126 41H125V42H126ZM134 41H136V40H134ZM134 41H133V42H134ZM139 41H141V40H138V42H139ZM149 41H150V40H149ZM149 41H147V43H148ZM152 41H154V40H152ZM168 41H169V40H168ZM175 41H176V40H175ZM7 42H9V41H7ZM21 42H22V41H21ZM24 42H25V41H24ZM30 42H31V41H30ZM87 42H88V41H87ZM91 42H92V41H91ZM91 42H90V43H91ZM101 42H103V41L101 40ZM113 42H114V41H113ZM115 42H116V41H115ZM115 42H114V43H115ZM120 42H121V41H120ZM122 42H123V41H122ZM142 42H143V41H142ZM10 43H11V42H10ZM19 43H20V42H19ZM19 43H18V46H19ZM28 43H29V42H28ZM48 43L52 44L51 41L48 42ZM54 43H56V41H54ZM84 43L87 45L86 42H84ZM106 43H107V46H108V43H109V42L107 41V39H106ZM106 43H105V44H106ZM111 43H112V42H111ZM116 43H118V42H116ZM143 43H144V42H143ZM151 43H152V42H151ZM172 43H173V42H172ZM176 43H177V42H176ZM57 44H58V43H57ZM91 44H92V43H91ZM118 44H119V43H118ZM130 44H131V43H130ZM132 44H133V43H132ZM136 44H138V43H136ZM136 44H135V42H134V45H135V46H136ZM149 44H150V43H149ZM177 44H178V43H177ZM180 44H181V42H180ZM200 44H201V43H200ZM8 45H9V44H8ZM14 45H16V44H14ZM24 45H25V44H24ZM29 45H30V44H29ZM35 45H36V44H35ZM38 45H39V44H38ZM42 45H43V44H42ZM69 45H70V44H69ZM75 45H76V44H75ZM77 45H78V44H77ZM77 45H76V47H77ZM79 45H80V44H79ZM89 45H90V44H89ZM95 45H96V44H95ZM100 45H101V44H100ZM100 45H99V46H100ZM103 45H104V44H103ZM112 45H113V44H112ZM114 45H115V44H114ZM142 45H144V44H142ZM145 45H146V43H145ZM159 45H162V44H159ZM163 45H165V44H163ZM173 45H174V43H173ZM192 45H193V44H192ZM201 45H202V44H201ZM10 46H11V45H10ZM20 46H21V45H20ZM52 46H54V44H53ZM61 46H62V45H61ZM71 46H72V45H71ZM126 46H128V44H127ZM130 46H131V45H130ZM140 46H141V45H140ZM156 46H157V45H156ZM156 46L154 45V47H156ZM169 46H170V45H169ZM177 46H178V45H177ZM13 47L15 48V46H13ZM13 47H12V48H13ZM55 47H56V45H55ZM87 47H88V45H87ZM89 47H90V46H89ZM92 47H93V46H92ZM92 47H90V48H92ZM109 47H111L110 43H109ZM116 47H117V45H116ZM123 47H124V46H123ZM131 47H132V46H131ZM137 47H138V46H137ZM158 47H159V46H158ZM163 47H164L163 49H165V46H163ZM189 47H190V46H189ZM10 48H11V47H10ZM16 48H17V49H14V51H15V50H19L18 47H16ZM24 48H26V47H24ZM24 48L21 49V50H24ZM29 48H32V47L29 46ZM34 48H36V47H34ZM34 48H32V49H34ZM57 48L59 49L60 47L57 46ZM61 48H62V47H61ZM64 48H65V47H64ZM80 48L82 49V47H80ZM95 48H96V47H95ZM95 48H93L92 50H94ZM97 48H99V47H97ZM97 48H96V50H97ZM101 48H102V47H101ZM101 48H99V49H101ZM127 48H128V47H127ZM132 48H133V47H132ZM257 48H258V47H257ZM41 49H43V48H41ZM62 49H63V48H62ZM77 49H78V48H77ZM85 49H86V47H85ZM130 49H131V48H130ZM134 49H135V48H134ZM136 49H140V48H136ZM136 49H135V50H136ZM155 49H156V48H155ZM159 49H160V48H159ZM173 49H174V48H173ZM190 49H191V48H190ZM210 49H211V48H210ZM12 50H13V49H12ZM26 50H28V48H26ZM26 50H25L24 52H26ZM39 50H40V49H39ZM43 50H44V49H43ZM43 50H42V51H43ZM54 50H57V49H54ZM65 50H66V49H65ZM73 50L75 51V49H73ZM83 50H84V49H83ZM83 50H82V51H83ZM132 50H133V49H132ZM29 51H31V49H29ZM40 51H41V50H40ZM50 51H51V50H50ZM57 51H58V50H57ZM59 51H60V50H59ZM59 51H58V52H59ZM61 51H64V49L61 50ZM61 51L59 52L60 54L62 53ZM86 51L88 52V49H86ZM97 51H98V50H97ZM126 51H127V50H126ZM133 51H134V50H133ZM160 51H161V50H160ZM176 51H177V50H176ZM187 51H189V50H187ZM192 51H193V50H192ZM198 51H199V50H198ZM205 51H206V50H205ZM34 52H35V51H34ZM36 52H38V51H36ZM58 52H57V55L59 54ZM64 52H65V51H64ZM66 52H67V51H66ZM66 52H65V53H66ZM94 52H95V50H94ZM98 52H99V51H98ZM98 52H97V53H98ZM100 52H101V51H100ZM103 52H104V50H103ZM130 52H132V51H130ZM134 52H135V51H134ZM173 52H174V51H173ZM18 53H19V54H20V53L22 54L21 51L18 52ZM29 53H30V52H28V54H26V53H25V54H26V55H29ZM38 53H40V52H38ZM41 53H42V52H41ZM43 53H44V52H43ZM88 53H89V52H88ZM106 53H107V52H106ZM135 53H136V52H135ZM160 53H162V51H161ZM204 53H205V52H204ZM21 54H20V55H21ZM46 54H47V53H46ZM51 54L53 55V53H51ZM62 54H63V53H62ZM67 54H68V53H67ZM67 54H66V55H67ZM70 54L72 55L71 58H72V57L75 58V57L73 56L75 53H73V52L71 53V52H70ZM92 54H93V56H94L96 53H91V55H92ZM101 54H102V55H103V54L105 55V53H101ZM101 54L98 53V56H101ZM109 54H110V53H109ZM122 54H123V53H122ZM126 54H127V53H126ZM129 54H130V53H129ZM138 54H139V53H138ZM176 54H178V53H176ZM181 54H182V53H181ZM201 54H202V53H201ZM35 55H36V54H35ZM38 55H39V54H38ZM38 55H37V56H38ZM48 55H50V54H48ZM86 55H87V54H86ZM89 55H90V54H89ZM89 55H87L88 57H86V58L91 59V58H90L91 56H89ZM104 55H103V56H104ZM114 55H115V54H114ZM120 55H121V54H120ZM124 55H125V54H124ZM130 55H131V54H130ZM134 55H135V54H134ZM189 55H190V54H189ZM191 55H192V54H191ZM198 55H199V54H198ZM202 55H203V54H202ZM24 56H25V55H24ZM43 56H44V55H43ZM54 56H55V55H54ZM58 56H59V59H58V60H60V62H61V61L63 60V58L65 57L64 55H62L63 58L61 59V56H60V55H58ZM58 56H57V58H58ZM67 56H68V55H67ZM69 56H70V55H69ZM96 56H97V55H95V57H96ZM107 56H108V55H107ZM117 56H118V55H117ZM150 56H151V54H150ZM154 56H155V55H154ZM154 56H153V57H154ZM157 56H158V55H156L155 57H157ZM161 56H162V55H161ZM179 56H180V55H179ZM182 56H183V55H182ZM182 56H181V57H182ZM187 56H188V54H187ZM200 56H201V55H200ZM30 57L33 58L32 56H29V58H30ZM49 57H50V56H49ZM118 57H119V56H118ZM121 57H123V56H121ZM132 57H133V56H132ZM137 57H138V56H137ZM141 57H142V56H141ZM167 57H168V56H167ZM192 57H193V56H192ZM37 58L39 59V57H37ZM52 58H53V57H52ZM55 58H56V57H55ZM86 58H85V59H86ZM96 58H97V57H96ZM102 58H103V60H104V57H102ZM115 58H117V57H115ZM138 58H140V57H138ZM163 58H164V57H163ZM168 58H169V57H168ZM174 58H175V57H174ZM195 58H196V57H195ZM33 59H34V58H33ZM33 59H32V60H33ZM50 59H51V58H50ZM64 59H65V58H64ZM98 59H99V58H98ZM98 59H96V61H97ZM120 59H121V58H120ZM128 59H129V58H128ZM153 59H154V58H153ZM188 59H189V58H188ZM197 59H198V58H197ZM36 60H37V59H36ZM51 60H53V59H51ZM55 60H57V59H55ZM58 60H57V61H58ZM92 60H93V58H92ZM111 60H112V59H111ZM122 60H123V59H122ZM138 60H139V59H138ZM141 60H143V59H141ZM171 60H172V59H171ZM173 60H174V59H173ZM215 60H216V59H215ZM215 60H214V61H215ZM37 61H38V60H37ZM39 61H40V63H38L39 65H40L41 63H42V64L47 63V65H48V63L51 62V61L48 62L49 59L46 58V56H45V57H41V58L39 59ZM94 61H95V60H94ZM94 61H93V62H94ZM100 61H102V59H99V62H100ZM114 61H115V60H114ZM150 61H151V60H150ZM214 61H212V62H214ZM60 62H59V63H60ZM62 62H64V61H62ZM65 62L68 64V62H67L66 60H65ZM65 62H64L63 64H57L58 67H57V66H54V65H53V62H52V63L50 64V66H52L54 69H56V71H57V70L62 71V72H61V74H62V73H65V72H63V71H66V69H67ZM80 62L82 63L83 60L80 61ZM86 62H87V61H86ZM104 62H105V61H104ZM116 62H117V61H116ZM123 62H124V61H123ZM128 62H129V61H128ZM141 62H142V61H141ZM145 62H146V61H145ZM174 62H176V61H174ZM177 62H178V61H177ZM179 62H180V61H179ZM36 63H37V62H36ZM57 63H58V62H57ZM83 63H84V62H83ZM101 63H103V62H100V64H101ZM105 63H106V62H105ZM105 63H104V64H105ZM107 63H109V62H107ZM114 63H115V62H114ZM132 63H133V62H132ZM142 63H143V62H142ZM151 63H152V62H151ZM188 63H189V62H188ZM199 63H200V61H199ZM235 63H236V62H235ZM79 64H80V63H79ZM91 64H92V63H91ZM130 64H131V63H129V65H130ZM186 64H187V63H186ZM190 64H191V63H190ZM190 64H189V65H190ZM193 64H194V63H193ZM36 65H37V64H36ZM39 65H38V66H39ZM93 65H94V64H93ZM101 65H102V64H101ZM187 65H188V64H187ZM187 65H186L185 67H187ZM255 65H256V64H255ZM41 66H42V65H41ZM48 66H49V65H48ZM78 66H80V65H78ZM97 66H98V65H97ZM126 66H127V65H126ZM135 66H136V65H135ZM52 67H50V68H52ZM68 67H69V66H68ZM81 67L83 68V65H81ZM90 67H93V66H90V65H87V64L85 65V68H87V70H85V69H84V70H85V71H88V72H87L88 74H89V72H90L89 70L91 69ZM104 67H105V65H104ZM120 67H121V66H120ZM120 67H119V68H120ZM127 67H128V66H127ZM132 67H133V66H132ZM188 67H189V66H188ZM210 67H211V66H210ZM43 68H44V67H43ZM45 68H46V69H44V70H49V68H48L47 66H46ZM82 68H81V69H82ZM101 68H103V65H102ZM107 68H109V66H107ZM107 68H106V69H107ZM117 68H118V67H117ZM130 68H131V66H130ZM136 68H137V66H136ZM139 68H140V66H139ZM197 68L199 69V67H197ZM76 69H77V68H75V70H76ZM79 69H80V67H79ZM88 69H89V70H88ZM94 69H95V68H94ZM111 69H112V68H110V70H111ZM132 69H133V68H132ZM261 69H262V68H261ZM67 70H68V69H67ZM82 70H83V69H82ZM95 70H96V69H95ZM107 70H108V69H107ZM112 70H114V68H113ZM137 70H138V69H136L135 71L137 72ZM204 70H205V69H203V71H204ZM49 71L52 72V69L49 70ZM54 71H55V70H54ZM60 71H58V72L60 73ZM71 71H72V70H71ZM73 71H74V70H73ZM80 71H81V70H80ZM80 71H79V72H80ZM93 71H94V70H93ZM97 71H98V70H97ZM103 71H104V74H106V73H105V70H103ZM138 71H139V70H138ZM156 71L158 72V70H156ZM156 71H155V72H156ZM201 71H202V70H201ZM218 71H219V70H218ZM43 72H44V71H43ZM47 72H48V71H47ZM51 72H50V74H51ZM67 72L70 73L69 71H67ZM79 72H78V75H79ZM112 72H113V71H112ZM115 72H117V71L114 70V73H115ZM127 72H128V71H127ZM141 72H142V70H141ZM153 72H154V70H153ZM153 72H152V73H153ZM155 72H154V73H155ZM157 72H156V73H157ZM198 72H199V71H198ZM68 73H66V74H68ZM87 73H86V74H87ZM95 73L97 74V72H95ZM95 73H94V74H95ZM98 73H99V72H98ZM114 73H113V74H114ZM117 73H118V72H117ZM120 73H121V72H120ZM123 73H124V72H123ZM131 73H133V72H131ZM134 73H135V72H134ZM139 73H140V72H139ZM142 73H143V72H142ZM142 73H141V74H142ZM149 73H150V72H149ZM160 73H161V72L159 71V74H160ZM44 74H45V72H44ZM48 74H49V73H48ZM50 74H49V75H50ZM75 74H76V73H75ZM83 74H84V72H83ZM88 74H87V75H88ZM108 74H110L109 71H108ZM115 74H116V73H115ZM115 74H114V75H115ZM124 74H125V73H124ZM161 74H162V73H161ZM161 74H160V75H161ZM196 74H197V73H196ZM199 74H200V73H199ZM199 74H197V75L200 76ZM208 74L213 75V76H217V75H219V73L217 72V70H216V71H215V70H210V71H208ZM234 74H235V73H234ZM257 74H258V73H257ZM101 75H102V74H101ZM119 75H120V74H119ZM122 75H123V74H122ZM128 75H129V74H128ZM138 75H139V74H138ZM197 75H196V76H197ZM204 75H207V74L204 73ZM249 75H251V74H249ZM47 76H48V75H47ZM51 76H53V75H50L49 79L52 78ZM54 76H57V75L54 74ZM69 76H70V75H69ZM84 76H85V75H84ZM103 76H105V75H103ZM108 76H110V75H108ZM115 76H116V75H115ZM131 76H132V78H133L135 75H134V76L131 75ZM148 76H149V75H148ZM148 76L146 75V77H148ZM151 76H152V75H151ZM151 76H150V77H151ZM153 76H154V75H153ZM201 76H202V75H201ZM57 77H58V76H57ZM64 77H66V76L64 75ZM95 77H98V78H97V80H95L94 82H92V84H93V85H92V87H93L92 89L95 90L97 93H100V91H102V90L99 89V88L101 87V86L99 85V82H100V78H99V77H102V76H99V75L96 76V75H95ZM123 77H124V76H123ZM139 77H140V76H139ZM141 77H142V76H141ZM141 77H140V78H141ZM156 77H158V79H159V75H158V73H157V76H156ZM163 77H165V76L163 75ZM211 77H212V76H211ZM217 77H219V76H217ZM254 77H255V76H254ZM261 77H262V75H261ZM263 77H264V76H263ZM58 78H60V77H58ZM61 78H63V77L61 76ZM66 78H67V77H66ZM66 78H65V79H66ZM69 78H70V77H69ZM80 78H81V77H80ZM87 78H88V77H87ZM87 78H86V79H87ZM102 78H103V77H102ZM102 78H101V79H102ZM104 78H105V77H104ZM113 78H114V77H113ZM201 78H202V77H201ZM214 78H215V77H214ZM214 78H213V79H214ZM252 78H253V77H252ZM257 78H258V76H257ZM55 79H56V78H55ZM63 79H64V78H63ZM71 79H72V78H71ZM129 79H130V78H129ZM134 79L136 80V78H134ZM142 79H143V78H142ZM146 79H147V78H146ZM158 79H157V80L155 79V80L158 81ZM183 79H184V78H183ZM195 79H196V78H195ZM213 79H212V81H214ZM216 79H217V78H216ZM241 79H242V78H240V80H241ZM57 80H58V79H57ZM57 80H56V81H57ZM61 80H62V79H61ZM61 80H60V81H61ZM69 80H70V79H69ZM69 80H67V81H69ZM83 80H84V79H83ZM131 80H132V79H131ZM140 80H141V79H140ZM167 80H168V79H167ZM197 80H198V79H197ZM205 80H206V79H205ZM56 81H55V82H56ZM60 81H57V83H54V84L59 85L58 82H60ZM85 81H86V80H85ZM103 81H105V80L103 79ZM106 81H108V80H106ZM138 81H139V80H138ZM170 81H171V80H170ZM182 81H183V80H182ZM206 81H207V80H206ZM216 81H217V80H216ZM256 81H257V79H256ZM86 82H87V81H86ZM113 82H114V84H116L115 82L118 83V80H117V81H113ZM131 82H133V81H131ZM158 82H159V81H158ZM164 82H165V81H164ZM168 82H169V81H168ZM173 82H174V81H173ZM176 82H180V83H181V81H178V80H177ZM196 82H197V81H196ZM202 82H203V81H202ZM209 82H210V81H209ZM220 82H221V81H220ZM243 82H244V81H243ZM257 82H258V81H257ZM263 82H264V81H263ZM63 83H64V82H63ZM72 83H73V82H72ZM105 83H107V82H105ZM121 83H122V87L125 88V90H126V91H125V92H126V95L124 96V98H115L116 101H117V103H120L122 106L127 105V107H129V108H131L130 105H132L133 103L136 104V106H137V103H136V95H135V93H134V92L128 87V85H127L126 82H123V81H122ZM133 83H134V82H133ZM150 83H152V82H150ZM155 83H156V82H155ZM161 83H163V81H161ZM165 83H166V82H165ZM180 83H179V84L177 83V84H178V85H177V88H179V89H180V85L182 84V83H181V84H180ZM185 83H186V82H185ZM185 83H184V84H185ZM187 83H189V82H187ZM206 83H207V82H206ZM231 83H232V82H231ZM60 84L62 85L61 82H60ZM69 84H70V83H69ZM90 84H91V83H90ZM109 84H110V83H109ZM111 84H112V82H111ZM114 84H113V85H114ZM119 84H120V82H119ZM119 84H118V85H119ZM136 84H137V83H136ZM138 84H139V83H138ZM146 84H147V83H146ZM163 84H164V83H163ZM169 84H170V83H169ZM169 84H166V85L169 86ZM172 84H173V83H172ZM240 84H241V83H240ZM243 84H244V83H243ZM65 85H66V84H65ZM71 85H72V84H71ZM74 85H76V84H74ZM106 85H107V84H105V86H106ZM113 85H112V86H113ZM141 85H142V84H141ZM159 85H160V84H159ZM164 85H165V84H164ZM174 85L176 86V84H174ZM192 85H193V84H192ZM195 85L197 86V83H196ZM212 85H213V84H212ZM232 85H233V84H231V86H232ZM234 85H235V84H234ZM259 85H261V84H259ZM263 85H264V84H263ZM59 86H60V85H59ZM69 86H70V85H69ZM77 86H78V85H77ZM82 86H83V85H82ZM84 86L86 87V86H88V85L85 84ZM84 86H83V87H84ZM90 86H91V85H90ZM120 86H121V84H120ZM139 86H140V85H139ZM139 86H138V87H139ZM157 86H158V85H157ZM181 86H182V85H181ZM184 86H185V85H184ZM196 86H193V87H196ZM225 86H226V85H224V87H225ZM247 86H248V85H247ZM62 87L64 88L63 85H62ZM62 87L60 86V88H62ZM73 87H74V86H73ZM85 87H84V88H85ZM106 87H108V86H106ZM106 87H105V88H106ZM116 87H119V86H116ZM132 87H133V86H132ZM132 87H131V88H132ZM148 87H149V86H148ZM148 87H147V88H148ZM150 87H151V86H150ZM153 87H155V86H152V88H153ZM162 87H163V86H162ZM171 87H174V86H171ZM193 87H192V88H193ZM226 87H228V86H226ZM242 87H243V86H242ZM260 87H261V86H260ZM51 88H52V87H51ZM76 88H79V87H76ZM84 88H83V89H84ZM102 88H103V87H102ZM112 88H113V87H112ZM119 88H120V87H119ZM144 88H145V87H144ZM144 88H143V89H144ZM166 88H167V86H166ZM175 88H176V87H175ZM177 88L174 89V90H177ZM182 88H183V87H182ZM189 88H191V86H189ZM203 88H204V86H203ZM214 88H215V87H214ZM217 88H218V87H217ZM248 88H249V87H248ZM2 89H3V88H2ZM44 89H45V88H44ZM46 89H47V88H46ZM58 89H59V88H58ZM64 89H65V88H64ZM64 89H63V90H64ZM67 89H68V88H67ZM86 89H87V87H86ZM86 89H85V90H86ZM106 89H107V88H106ZM110 89H111V88H110ZM115 89H116V88H115ZM117 89H118V88H117ZM117 89H116V91L119 90V89H118V90H117ZM150 89H151V88H150ZM158 89H159V87H158ZM172 89H173V88H172ZM186 89H187V88H186ZM218 89H219V88H218ZM231 89H233V88L231 87ZM234 89H235V88H234ZM234 89H233V90H234ZM242 89H243V88H242ZM250 89H251V90H249V93H250L251 91H253L252 88H250ZM63 90H62V92H63ZM73 90H74V89H73ZM79 90H80V89H79ZM112 90H114V89H112ZM112 90H111V91H112ZM120 90H121V88H120ZM137 90H138V88H137ZM145 90H146V89H145ZM145 90H144V91H145ZM194 90H196V89H194ZM206 90H207V89H206ZM208 90H209V88H208ZM233 90H232V91H233ZM263 90H264V88H263ZM0 91H1V90H0ZM57 91H59V90H57ZM57 91H56V94L58 93L59 95H61V94H60L59 92H57ZM60 91H61V90H60ZM71 91H72V90H71ZM71 91H68V92L71 93ZM105 91H106V90H105ZM114 91H115V90H114ZM114 91H113V92H114ZM134 91H135V90H134ZM154 91H156V90H154ZM181 91L184 92V90H181ZM181 91H180V93H182ZM201 91H202V90H201ZM201 91H200V92H201ZM74 92H75V91H74ZM87 92H91L90 94H94V93H92L91 90H89V91L87 90V91H86V94H87ZM121 92H122V91H121ZM146 92H148V91L146 90ZM156 92H157V91H156ZM185 92H186V91H185ZM185 92H184V93H185ZM193 92H194V91H193ZM211 92H213V91H211ZM1 93H2V92H1ZM15 93H16V92H15ZM41 93H42V92H41ZM49 93H52V92H49ZM122 93H124V92H122ZM150 93H152V92H150ZM154 93H155V92H154ZM154 93H152V97H153V94H154ZM180 93H179V94H180ZM217 93H218V92H217ZM13 94H14V92H13ZM13 94H12V95H13ZM45 94H46V93H45ZM53 94H54V92H53ZM76 94H77V93H76ZM90 94H89V95H90ZM107 94H108V93H107ZM112 94H114V93H112ZM158 94H160V93H158ZM171 94H173V93H171ZM175 94H176V92H175ZM186 94H187V92H186ZM212 94H213V93H212ZM221 94H222V92H221ZM221 94H220V95H221ZM234 94H235V93H234ZM234 94H233V95H234ZM239 94H240V93H239ZM12 95H11V97H12ZM42 95H43V94H42ZM54 95H55V94H54ZM71 95H72V93H71ZM77 95H79V94H77ZM81 95H82V94H81ZM105 95H106V93H105ZM121 95H123V94H121ZM150 95H151V94H150ZM180 95H181V94H180ZM190 95H192V94H190ZM216 95H217V94H216ZM216 95H215V96H216ZM57 96H58V95H57ZM62 96H64V94H63ZM90 96H91V95H90ZM92 96H93V95H92ZM102 96H103V94H102ZM106 96H107V95H106ZM106 96H105V97H106ZM160 96H163V95L160 94ZM171 96H172V95H171ZM184 96H185V95H184ZM194 96H195V95H194ZM206 96H207V95H206ZM228 96H229V95H228ZM235 96H237V92H236V95H235ZM13 97H14V96H13ZM47 97H48V96H47ZM64 97H65V96H64ZM73 97H74V96H73ZM93 97H94V96H93ZM95 97H96V94H95ZM95 97H94V99H95ZM97 97H98V96H97ZM114 97H115V94H114ZM118 97H120V95H118ZM164 97H165V96H164ZM182 97H183V96H182ZM195 97H196V96H195ZM198 97L200 98V96H198ZM198 97H197V98H198ZM106 98H107V97H106ZM142 98H143V97H142ZM155 98H156V97H155ZM174 98H175V97H174ZM176 98H178V96H176ZM205 98H206V97H204V99H205ZM211 98H212V97H211ZM216 98H217V100H218V97H216ZM220 98H221V97H220ZM234 98H235V97H234ZM237 98H238V97H237ZM3 99H4V98H3ZM53 99H54V98H53ZM53 99H52V100H53ZM75 99H76V97H75ZM75 99H74V100H75ZM166 99H168V96H167ZM184 99H186V98H184ZM191 99H192V97H191ZM195 99H196V98H195ZM207 99H210V98H207ZM226 99H227V98H226ZM235 99H236V98H235ZM67 100H72V98H71V99H67ZM147 100H148V99H147ZM155 100H156V99H155ZM169 100H170V99H169ZM174 100H176V99H174ZM179 100H180V98H179ZM182 100H183V99H182ZM186 100H187V99H186ZM188 100H190V99H188ZM192 100H194V99H192ZM224 100H225V99H224ZM254 100H255V99H254ZM3 101H5V100H3ZM60 101H61V98H60ZM65 101H66V100H65ZM81 101H82V100H81ZM86 101H87V100H86ZM102 101H103V100H102ZM177 101H178V100H176V101H174V102H177ZM195 101H196V100H195ZM195 101H194V102H195ZM229 101H230V100H229ZM229 101L227 100V102H229ZM244 101H245V100H244ZM44 102H45V101H44ZM83 102H84V101H83ZM91 102L93 103V101H91ZM149 102H151V100H149ZM155 102H156V101H155ZM160 102H161V101H160ZM165 102H166V101H165ZM169 102H170V101H169ZM188 102H189V101H188ZM198 102H199V100H198ZM202 102H203V103H206V102H204V100H203ZM235 102H236V101H235ZM24 103H25V102H24ZM50 103H51V102H50ZM50 103H48V105H49ZM54 103H55V102H54ZM54 103H53V104H54ZM80 103H81V102H80ZM152 103H154V102H152ZM156 103H157V102H156ZM171 103H172V102H171ZM179 103H180V102H179ZM217 103L219 104L220 102H217ZM231 103H233V101H232ZM231 103H230V105L232 106L233 104H231ZM9 104H10V103H9ZM9 104H8V105H9ZM60 104H61V103H60ZM77 104H78V103H76V105H77ZM90 104H91V103H90ZM94 104L96 105L95 102H94ZM97 104H98V102H97ZM148 104H149V103H148ZM157 104H159V102H158ZM161 104H162V103H161ZM207 104H210V106L212 107L211 104H214V102H213V103H210V100H209V101L205 104V106H206ZM224 104H225V102H224ZM16 105H17V104H16ZM16 105H15V106H16ZM29 105H30V104H29ZM51 105H52V103H51ZM76 105H75V106H76ZM103 105H104V104H103ZM128 105H129V106H128ZM162 105H163V104H162ZM166 105H168V104H165V105H163V106H158V105H155V103H154L153 106H155V107H153L152 109H153V111H156V113L153 114V115H151V117L155 118L156 121H157V119H161V120L164 119V118H165V120L168 119V120H167V121H168V124H169V126H170V128H171L172 130H175V131L180 130V128L182 127L181 124H182L183 120H185V119H184V116H183L184 113H182L184 110L181 109L182 112H179V111H176L177 109H174V108L172 107V108L175 110L174 113H172V112H173V111H172L173 109H171V105H170V109H171V110H170V109L167 110L169 105L167 106L166 109H163V108H165ZM184 105H185V104H184ZM198 105H199V104H198ZM202 105H203V104H202ZM214 105H215V104H214ZM222 105H223V104H222ZM225 105H228V103L225 104ZM262 105H263V104H262ZM17 106H19V105H17ZM20 106H21V104H20ZM24 106H25V105H24ZM45 106H46V105H45ZM59 106H60V105H59ZM70 106H71V105H70ZM93 106H94V105H93ZM96 106H97V105H96ZM106 106H107V105H106ZM148 106H149V105H147V107H148ZM177 106H178V103H177ZM195 106H196V105H195ZM203 106H204V105H203ZM205 106H204V107H205ZM207 106H208V105H207ZM207 106H206L205 109H208ZM223 106H224V105H223ZM228 106H229V105H228ZM228 106H226V107L228 108ZM231 106H230V107H231ZM263 106H264V105H263ZM6 107H7V106H6ZM21 107H22V106H21ZM25 107H26V106H25ZM28 107H29V106H28ZM28 107H26V108H28ZM54 107H56V104L54 105ZM61 107H62V106H61ZM101 107H102V106H101ZM116 107H117V106H116ZM134 107H135V106H134ZM137 107H138V106H137ZM186 107H187V106H186ZM190 107H191V106H190ZM213 107H214V106H213ZM0 108H1V107H0ZM48 108H49V107H48ZM52 108H53V107H52ZM59 108H60V107H59ZM74 108H75V107H74ZM93 108H94V107H93ZM111 108H112V107H111ZM135 108H136V107H135ZM184 108H185V107H184ZM188 108H189V107H188ZM193 108H194V107H193ZM202 108H203V107H202ZM216 108H217V107H216ZM218 108L221 109L220 112H221V111H223V112L229 111L231 108L233 109V107H231L229 110H226V109L223 108V107H218ZM236 108H237V107H236ZM9 109H10V108H9ZM14 109H15V108H14ZM17 109H18V108H17ZM23 109H24V108H23ZM40 109H41V108H40ZM54 109H55V108H54ZM100 109H101V108H100ZM103 109H104V108H103ZM112 109H113V108H112ZM127 109H128V108H127ZM139 109H140V108H139ZM146 109H147V108H146ZM148 109H149V108H148ZM148 109H147V110H148ZM185 109H186V108H185ZM196 109H197V108H196ZM232 109H231V111H232ZM15 110H16V109H15ZM28 110H29V109H28ZM28 110H27V112H28ZM33 110H34V109H33ZM48 110H49V109H48ZM48 110H47V111H48ZM50 110H51V109H50ZM56 110H57V109H56ZM59 110H60V109H59ZM59 110H57L56 112H60ZM66 110H67V109H66ZM66 110L64 109V112H66ZM69 110H70V108H69ZM72 110H74V109H72ZM76 110H77V112H78V109H76ZM95 110H96V108H94V111H95ZM108 110H109V109H108ZM136 110H137V109H136ZM136 110H135V112H136ZM187 110H188V109H187ZM190 110H191V109H190ZM192 110H193V109H192ZM208 110H209V111H213V110H211V109H208ZM208 110H206V111H208ZM217 110H218V109H217ZM233 110H235V108H234ZM239 110H240V109H239ZM258 110H259V109H258ZM3 111H4V110H3ZM19 111H20V110H19ZM23 111H24V110H23ZM29 111H30V110H29ZM37 111H38V109H37ZM40 111H41V110H40ZM47 111H45V112H47ZM52 111H53V110H52ZM101 111H102V109H101ZM103 111H104V110H103ZM111 111H112V110H111ZM114 111H115V109H114ZM118 111H119V109H118ZM140 111H141V110H140ZM140 111H138L139 114H140ZM151 111H152V110H151ZM195 111H196V110H195ZM241 111H242V110H241ZM8 112L10 113V111H8ZM27 112H26V114H30V113H27ZM30 112H31V111H30ZM48 112H49V111H48ZM61 112H62V111H61ZM64 112H63V114H64ZM75 112H76V111H75ZM79 112H80V111H79ZM83 112H84V110H83ZM121 112H122V111H121ZM135 112H134V114H135ZM149 112H150V109H149ZM229 112H230V111H229ZM232 112H233V111H232ZM236 112H238V110H236ZM236 112H235V114H236ZM256 112H257V111H256ZM3 113H4V112H3ZM3 113H2V114H3ZM9 113H7V115H8ZM15 113H16V112H15ZM38 113H39V115L41 116V114H40L41 112H38ZM49 113H51V112H49ZM81 113H82V111H81ZM110 113H111V112H110ZM112 113H113V112H112ZM129 113H131V112L129 111ZM204 113H205V112H204ZM207 113H208V112H207ZM210 113H211V112H210ZM5 114H6V113H5ZM16 114H17V113H16ZM35 114H36V113H35ZM58 114H59V113H58ZM82 114H83V113H82ZM115 114H116V113H115ZM127 114H128V113H127ZM141 114H142V113H141ZM141 114H140V115H141ZM185 114H186V113H185ZM215 114H216V112H215ZM221 114H222V113H221ZM233 114H234V113H233ZM237 114L239 115V113H237ZM20 115H21V114H20ZM52 115H53V114H52ZM71 115H72V114H71ZM85 115H86V113H85ZM87 115H88V114H87ZM110 115H111V114H110ZM116 115H117V114H116ZM119 115H120V114H119ZM128 115H129V114H128ZM130 115L132 116V114H130ZM142 115H143V114H142ZM202 115H203V113H202ZM208 115H209V114H208ZM217 115H218V114H217ZM238 115H237V116H238ZM260 115H261V114H260ZM260 115H258V117H259ZM2 116H3V115H1V117H2ZM8 116H9V115H8ZM11 116H13V115H11ZM22 116H23V115H22ZM40 116H39V118H41ZM69 116H70V115H69ZM72 116H75V115H72ZM80 116H81V115H80ZM89 116H90V115H89ZM186 116H187V115H186ZM200 116H201V115H200ZM230 116H232V115H231V112H230ZM235 116H236V115H235ZM240 116H241V114H240ZM240 116H239V117H240ZM242 116L244 117V115H242ZM37 117H38V116H37ZM50 117H51V116H50ZM52 117H54V116H52ZM52 117H51V119H53ZM83 117H84V116H83ZM90 117H91V116H90ZM90 117H89V118H90ZM93 117H94V116H93ZM93 117H92V118H93ZM104 117H105V116H104ZM106 117H110V116H106ZM115 117H116V116H115ZM119 117H120V116H119ZM119 117H118V118H119ZM128 117H129V116H128ZM151 117H150V118H151ZM188 117H190V115H189ZM192 117H193V116H191V118H192ZM196 117H197V116H196ZM261 117H262V116H261ZM263 117H264V114H263ZM263 117H262V118H263ZM21 118H22V117H21ZM21 118H20V119H21ZM56 118L60 119L58 116H57ZM116 118H117V117H116ZM121 118H122V117H121ZM144 118H145V117H144ZM193 118H194V117H193ZM206 118H207V117H206ZM206 118H205V119H206ZM241 118H242V117H240V119H241ZM0 119H2V118H0ZM8 119H10V118H8ZM24 119H25V118H24ZM47 119H48V118H47ZM81 119H82V118H81ZM137 119H138V118H137ZM181 119H182V120H181ZM242 119H243V118H242ZM242 119H241V120H242ZM259 119H260V118H259ZM2 120H3V119H2ZM38 120H41V119H38ZM113 120H114V119H113ZM113 120H112V121H113ZM115 120H116V119H115ZM120 120H122V119H120ZM127 120H129V119H127ZM138 120H141V119L139 118ZM193 120H196V119H193ZM193 120H192V121H193ZM232 120H233V117H232ZM5 121H6V119H5ZM8 121H9V120H8ZM10 121H11V120H10ZM10 121H9V123H10ZM29 121H30V119H29ZM42 121H43V120H42ZM99 121H100V120H99ZM150 121H151V120H150ZM150 121H149V122H150ZM196 121H197V120H196ZM196 121H195V122H196ZM1 122H3V121H1ZM26 122H27V120H26ZM37 122H38V121H37ZM37 122H36V123H37ZM44 122H45V121H44ZM61 122H62V120H61ZM61 122H60V123H61ZM105 122H106V121H105ZM114 122H115V121H114ZM117 122H118V121H117ZM127 122H128V121H127ZM127 122H126V123H127ZM129 122H130V121H129ZM136 122H137V120H136ZM144 122H145V121H144ZM146 122H147V121H146ZM146 122H145V123H146ZM159 122H160V121H159ZM165 122H166V121H165ZM186 122H187V121H186ZM186 122H185V123H186ZM189 122H190V121H189ZM224 122H225V121H224ZM235 122H238V119H237V121H236V119H235ZM239 122H240V121H239ZM3 123H4V122H3ZM6 123H8V122L6 121L5 124H6ZM47 123H48V122H47ZM50 123H51V122H50ZM52 123H53V122H52ZM60 123H59V124H60ZM62 123H63V122H62ZM124 123H125V122H123V124H124ZM126 123H125V124H126ZM196 123H197V122H196ZM25 124H26V123H25ZM28 124H30V123H28ZM28 124L25 125V126H28ZM39 124L41 125V123H39ZM102 124H103V123H102ZM117 124H119V123H117ZM129 124H130V123H129ZM131 124H132V123H131ZM146 124L148 125V123H146ZM151 124H152V123H151ZM160 124H162V123L160 122ZM163 124H164V123H163ZM163 124H162L161 126H163ZM186 124H187V123H186ZM193 124H195L194 121L192 122V126H194ZM211 124H212V123H211ZM217 124H218V123H217ZM217 124H215V125H217ZM229 124H230V122H229ZM235 124H236V123H235ZM2 125H3V124H2ZM2 125H1V126H2ZM12 125H13V124H12ZM31 125H32V124H31ZM31 125H29L30 128H31ZM33 125H34V124H33ZM47 125H48V124H47ZM53 125H55V124L53 123ZM103 125H104V124H103ZM108 125H109V124H108ZM108 125H107V127H108ZM138 125H139V124H138ZM140 125H141V124H140ZM155 125H156V124H155ZM197 125H199V123H198ZM205 125H207V123H205ZM208 125H209V123H208ZM212 125H214V124H212ZM215 125H214V126H215ZM226 125H227V124H226ZM256 125H257V124H256ZM1 126H0V127H1ZM6 126H7V125H6ZM6 126H2V127L5 128ZM23 126H24V124H23ZM25 126H24V127H25ZM42 126H43V125H42ZM50 126H51V124H50ZM50 126H49V127H50ZM58 126H59V125H58ZM60 126H62V125H60ZM115 126H116V125H115ZM119 126H120V125H119ZM132 126H133V125H132ZM148 126H149V125H148ZM150 126H151V125H150ZM153 126H154V125H152V127H153ZM159 126H160V125H159ZM190 126H191V123H190L188 126L184 125L185 128H183V130H181V131H183L184 134L186 133V134L192 136L195 132H194L193 134H191V130H190L191 127H190ZM200 126H201V125H200ZM209 126H210V125H209ZM12 127H14V126H12ZM43 127H44V126H43ZM62 127H63V126H62ZM65 127H66V125H65ZM68 127H69V126H68ZM68 127H67V128H68ZM105 127H106V126H105ZM105 127H103V128L105 129ZM120 127H121V126H120ZM137 127L139 128V126H137ZM144 127H145V126H144ZM152 127H151V128H152ZM157 127H158V124H157ZM201 127H202V126H201ZM204 127H205V126H204ZM207 127H208V126H207ZM211 127H213V126H210V129L212 130ZM219 127H221V126L219 125ZM222 127H223V126H222ZM237 127H238V125H237ZM39 128H40V127L37 128V131L40 130ZM47 128H48V127H47ZM58 128H60V127H58ZM108 128H109V127H108ZM113 128H115V127H113ZM113 128L111 129L112 131H113ZM117 128H118V126H117ZM129 128H130V127H129ZM129 128H128V129H129ZM131 128H132V127H131ZM155 128H156V127H155ZM192 128H193V127H192ZM223 128H224V127H223ZM229 128H233V127H229ZM13 129H14V128H13ZM22 129H23V128H22ZM26 129L28 130L29 128L26 127ZM26 129H24V130L27 132ZM41 129H42V128H41ZM60 129H61V128H60ZM118 129H119V128H118ZM122 129H124V128L122 127ZM128 129H127V131H128ZM132 129H133V128H132ZM208 129H209V128H208ZM215 129H216V128H213V130H215ZM217 129H219V128H217ZM217 129H216V130H217ZM241 129H242V128H241ZM263 129H264V128H263ZM0 130H1V129H0ZM29 130H30V129H29ZM32 130H33V128H32ZM34 130H35V129H34ZM46 130H47V129H46ZM49 130H50V129H49ZM56 130H57V129H56ZM64 130H65V129H64ZM66 130H67V129H66ZM70 130H71V129H70ZM73 130H74V129H73ZM111 130H110V131H111ZM114 130H115V129H114ZM116 130H117V129H116ZM124 130H125V129H124ZM144 130H147V128H146V129L144 128ZM153 130H154V129H153ZM155 130H156V132L158 131L157 129H155ZM155 130H154V131H155ZM161 130H162V129H161ZM193 130H194V129H193ZM195 130H197V129H195ZM205 130H206V129H205ZM216 130L213 131V132H216ZM6 131H7V130H6ZM25 131H23V132H25ZM35 131H36V130H35ZM37 131H36V132H37ZM40 131L43 132L42 130H40ZM67 131H69V129H68ZM82 131H83V130H82ZM82 131H81V133H82ZM91 131H92V130H91ZM102 131H103V130H102ZM110 131H107V132H110ZM112 131H111V132H112ZM121 131H122V130H121ZM132 131H133V130H132ZM150 131H151V130H150ZM159 131H160V130H159ZM159 131H158V132H159ZM163 131H164V130H163ZM163 131H162V133H163ZM166 131H168V130H166ZM218 131H219V130H218ZM220 131H221V130H220ZM220 131H219V132H220ZM229 131H231V130H229ZM229 131H227V132H229ZM258 131H259V130H258ZM12 132H14V131L12 130ZM19 132H20V131H19ZM21 132H22V131H21ZM38 132H39V131H38ZM41 132H40L39 134H41ZM51 132H53V131H50V133H51ZM54 132H55V131H54ZM56 132H57V131H56ZM70 132H71V131H70ZM84 132H86V130H84ZM97 132H98V130H97ZM99 132L101 133V134L99 133L100 135L103 134V132H101V130H99ZM104 132H105V130H104ZM114 132H115V131H113L112 133H114ZM135 132H137V131L135 130ZM139 132H140V131H139ZM156 132H155V134H156ZM160 132H161V131H160ZM183 132H181V134H183ZM198 132H201V131L198 130ZM202 132H203V131H202ZM204 132L206 133V131H204ZM213 132H211V133H213ZM245 132H246V130H245ZM256 132H257V130H256ZM263 132H264V131H263ZM1 133H2V132H1ZM7 133H8V134H7ZM7 133H6V135H9V136H10L9 133H11V129H10V131L7 132ZM61 133H62V132H61ZM72 133H73V131H72ZM77 133H79V132H77ZM77 133H76V134H77ZM105 133H106V132H105ZM125 133H126V132H125ZM162 133H160V134H162ZM208 133H209V130H208ZM223 133H226V132L223 131ZM223 133H220V135H221V134L223 135ZM230 133H232V131L229 132V137L232 138L233 136L231 137ZM25 134H26V133H25ZM29 134H30V133H29ZM44 134H45V133H43V135H44ZM57 134H58V133H56L55 135H57ZM63 134H65V133H63ZM63 134H62V135H63ZM70 134H71V133H70ZM96 134H97V133H96ZM116 134H117V133H116ZM135 134H137V133H135ZM139 134H140V133H139ZM141 134H142V133H141ZM160 134H159V135H160ZM165 134H166V133H165ZM181 134H180V136H183V137H184V135H181ZM200 134H201V133H200ZM202 134H203V133H202ZM215 134H217V133H215ZM244 134H245V133H244ZM21 135H22V134H21ZM26 135H27V134H26ZM31 135H32V134H31ZM35 135H36V134H35ZM37 135H38V134H37ZM48 135H50V134H48ZM51 135H53L52 137H54V134H51ZM51 135H50V136H51ZM58 135H60V134H58ZM62 135H60V136H62ZM78 135H79V134H78ZM81 135H82V134H81ZM81 135H80V136H81ZM87 135H88V134H87ZM87 135H86V136H87ZM94 135H95V133H94ZM94 135H93V136H94ZM103 135H105V134H103ZM106 135H108V134H106ZM111 135L113 136V134H111ZM147 135H148V134H147ZM159 135H157V136H159ZM172 135H173V134H172ZM227 135H228V133H227ZM50 136H49V139H48V138H47V139H48V140H51V141H55V140H52V139H54V138L56 139V137H54V138L51 137V139H50ZM73 136H74V135H72V137H73ZM84 136H85V135H84ZM112 136H111V137H112ZM118 136H119V134H118ZM127 136H128V132H127ZM135 136H136V135H135ZM143 136H144V135H143ZM143 136H142V138H143ZM148 136H149V135H148ZM151 136H152V135H151ZM164 136H165V135H164ZM173 136H174V135H173ZM185 136L187 137V135H185ZM261 136H262V135H261ZM12 137H15V136H11V138H12ZM18 137H20V136H18ZM22 137H23V135H22ZM25 137H26V136H25ZM25 137H24V138H25ZM27 137H28V136H27ZM27 137H26V138H27ZM31 137H32V136H31ZM38 137H39V135H38ZM46 137H48V136H46ZM46 137H45V135H44V138H45L44 140H46ZM57 137H58V136H57ZM66 137H67V136H66ZM74 137H75V136H74ZM74 137H73V138H74ZM88 137H89V135H88ZM90 137H91V136H90ZM96 137H100V138H101L102 136H96V135H95V138H96ZM136 137H137V136H136ZM140 137H141V136H140ZM149 137H150V136H149ZM166 137H168V136L166 135ZM166 137H164V139H165ZM200 137H201V136H199V138H200ZM216 137H217V135H216ZM219 137H221V136H219ZM33 138H34V137H33ZM41 138H43V137H41ZM60 138H61V137H60ZM104 138H105V137H104ZM128 138H129V137H128ZM134 138H135V137H134ZM142 138H141V140H142ZM159 138H160V136L157 137V139H159ZM193 138H195V137H193ZM193 138H192V139H193ZM196 138H198V137H196ZM204 138L207 139L206 137H204ZM211 138H212V137H211ZM230 138H228V139L231 140ZM1 139H2V137H1ZM30 139H32V138H30ZM86 139H87V137H86ZM110 139H111V138H110ZM139 139H140V138H139ZM139 139H138V140H139ZM157 139H155V140H157ZM169 139H171V138H169ZM172 139H173V138H172ZM181 139H182V138H181ZM245 139H246V138H245ZM258 139H259V140H260V139H263V137H262V138H258ZM4 140L6 141V140H8V138H5ZM13 140H14V139H13ZM23 140H24V139H22V141H23ZM37 140H38L39 142H42V141H40V139H37ZM48 140H47V142H49ZM56 140H58V138H57ZM82 140H84V139H82ZM99 140H100V139H99ZM102 140H103V139H102ZM119 140H120V139H119ZM122 140H123V139H122ZM196 140H197V139H196ZM196 140L193 139V140H190L189 142L187 141L186 143H185V142H184V143H185V145H189V144L192 143L191 145H195V146H197V147H198V146H203V147H204V145H202V142H199V141H196ZM212 140H213V139H212ZM225 140H226V139H225ZM232 140H234V139L232 138ZM254 140L256 141V138H254ZM1 141H2V140H1ZM8 141H9V140H8ZM26 141H27V140H26ZM87 141H89V140H87ZM90 141H91V138H90ZM90 141H89V142H90ZM105 141H106V140H105ZM110 141H111V140H110ZM110 141H106V142L111 143L112 141H111V142H110ZM143 141H144V140H143ZM143 141H142V142H143ZM145 141H146V140H145ZM160 141H161V139H160ZM160 141H159V142H160ZM183 141H184V140H183ZM193 141H195V142H193ZM206 141H207V140H206ZM3 142H4V141H3ZM9 142H10V141H9ZM9 142H8L7 144H9ZM23 142H24V141H23ZM28 142H30V141H28ZM39 142H38V143H39ZM45 142H46V141H45ZM47 142H46V143H47ZM55 142H56V141H55ZM103 142H104V141H103ZM117 142H119V141H117ZM139 142H140V141H139ZM149 142H150V141H149ZM154 142H155V141H154ZM157 142H158V140H157ZM163 142L165 143V142H167V141L165 140V141H163ZM181 142H182V141H180V143H181ZM190 142H191V143H190ZM207 142H208V146H207V144L205 143V144H206V147H207V150H208V152H206V154L208 153V157H207V158L212 159L211 161L215 160V161L218 162V160H221V159H219V155H218V154H219L220 151L222 152V151L228 150V149H225V146H227V144L224 143V144H226V145L224 146V145H220V144H218L217 141H207ZM218 142H219V141H218ZM0 143H1V142H0ZM4 143H5V142H4ZM10 143H11V142H10ZM16 143H17V142H16ZM46 143H45V144H46ZM49 143L54 144L53 142H49ZM72 143H73V142H72ZM80 143H81V141H80ZM93 143H94V142H93ZM96 143H97V142H96ZM109 143H108V144H109ZM120 143L122 144V142H120ZM182 143H183V142H182ZM187 143H188V144H187ZM248 143L250 144V145H249V147H250L249 150L254 154V156H256V155L258 154V155H257V156H259L258 159L255 158V160H253V161H251V160H247L246 162H244V163H243V170H240V169H239V170H240L239 172L234 173V172H230V171H224V169L226 168V166H225V167H222V166H221V167H220L221 170H222V168H224L223 171H216V172H213V173L210 171L212 174H211V173H210V174L205 173V177H207V178H208V177L211 178V179L213 180V182L217 185V188L219 189V193H217V195H218L220 198H219L218 196H217V197L219 198V200L221 199V201H223V199H224V200H226V201L230 204V208L227 210L229 213H227V215H230V214H231V215H233L236 219H238L237 217H240V218H241L240 222L238 223V226H239V227L236 228L235 226H234V227H225V226L222 227V225H218V224H217V218H218V217H217V218H216V216L214 217V219L216 218V221H215L216 224H215V226L218 225V226H221V227H222L218 233L221 232V236H222V235H225V236H226L227 233H228L229 235L231 234V237L229 238V236H228V238H227V240H228V239H231V241L228 242V241L226 240V242H228V244L225 245V246L227 247V250H225V249H226L225 247H224V248H225L224 250H223V249H221V250H223L224 252H226V254H227V253H231V252L234 251V253H236L234 256H236V255L238 254L239 249H242V250L244 249V250H245V248L247 247V245L245 246V243L247 242V239H248V238H253L252 236H254V238L257 239V242H256L257 244H256V246H255L252 250L249 249V250H251V251L248 253V256H247V257L242 256L243 258H241L240 260H244V264H264V142H255V143H254V142H252V141H247V140L245 141L244 139H242V138H240V137H238V136L235 137V144H237V146H245V145L248 144ZM19 144H20V141H19ZM28 144H29V143H28ZM33 144H34V143H33ZM35 144H36V143H35ZM67 144H68V143H67ZM76 144H77V143H76ZM90 144H92V141H91ZM97 144H98V143H97ZM99 144H100V143H99ZM113 144H114V143H113ZM118 144H119V143H118ZM159 144L161 145V143H159ZM159 144L157 145V147L159 146ZM221 144H222V142H221ZM0 145H1V144H0ZM5 145H6V144H5ZM9 145H10V144H9ZM11 145H12V143H11ZM11 145H10V146H11ZM25 145H26V144H25ZM74 145H75V144H74ZM95 145H96V144H95ZM119 145H120V144H119ZM140 145H141V144H139V147H140ZM144 145H145V143H144ZM144 145H143V146H144ZM10 146H9V148H10ZM26 146H27V145H26ZM26 146H24V147H26ZM34 146H35V145H34ZM34 146H33V147H34ZM37 146H38V145H37ZM37 146H36V147H37ZM49 146H50V144H49ZM64 146H65V145H64ZM68 146H69V145H68ZM71 146H72V145H71ZM84 146H85V145H84ZM91 146H92V145H91ZM98 146H99V145H98ZM98 146H97V145L94 146V147H95V150H97L96 147H98ZM111 146H112V145H111ZM122 146H124V145H122ZM126 146H127V145H126ZM134 146H136V145H134ZM153 146H154V145H153ZM153 146H152V148H153ZM165 146H167V144H166ZM169 146H170V144H169ZM180 146H181V145H180ZM1 147H3V144L1 145ZM11 147H12V146H11ZM13 147H14V146H13ZM13 147H12V148H13ZM16 147H17V144H16ZM18 147H19V146H18ZM20 147H21V146H20ZM33 147L31 146V148H33ZM47 147H48V146H47ZM52 147H54V145H52L51 147H49V149L52 148ZM82 147H83V146H82ZM87 147H88V146H87ZM109 147H110V146H109ZM114 147H115V148H118V147H116V145H114ZM131 147H132V146H131ZM144 147H145V146H144ZM160 147H161V146H160ZM181 147H182V146H181ZM186 147H187V146H186ZM3 148H4V147H3ZM6 148H8V147H6ZM27 148H28V147H27ZM29 148H30V147H29ZM31 148H30V149H31ZM54 148H55V147H54ZM92 148H93V146H92ZM92 148H91V149H92ZM98 148H99V147H98ZM112 148H113V146H112ZM140 148H141V147H140ZM162 148H163V147H162ZM184 148H185V147H184ZM187 148H188V147H187ZM189 148H190V147H189ZM37 149H40V147L37 148ZM55 149H56V148H55ZM119 149H120V150H119ZM119 149H116V150L121 151V148H120V147H119ZM123 149H124V147H123ZM128 149H129V148H128ZM133 149H134V148H133ZM158 149H159V148H158ZM163 149H164V148H163ZM167 149H168V148H167ZM191 149H192V148H191ZM193 149H194V148H193ZM202 149H203V148H202ZM233 149H234V148H233ZM241 149H243V148H241ZM8 150H9V149H8ZM21 150H22V149H21ZM27 150H28V149H27ZM27 150H25V151H27ZM126 150H127V149H126ZM129 150H130V149H129ZM156 150H157V148H156ZM170 150H171V148H170ZM175 150H176V149H175ZM186 150H187V149H186ZM188 150L190 151V149H188ZM204 150H205V149H204ZM244 150H245V149H244ZM5 151H6V150H5ZM30 151H31V150H30ZM32 151H34V148L32 149ZM38 151H39V150H38ZM41 151H42V150H41ZM44 151H45V150H44ZM69 151H70V150H69ZM75 151H76V150H75ZM91 151H92V150H91ZM99 151H100V150H99ZM103 151H104V150H103ZM105 151H106V150H105ZM142 151H143V150H142ZM146 151H147V150H146ZM160 151H161V149H160ZM168 151H169V150H165V152H168ZM182 151H184V150H182ZM189 151H187V152H189ZM195 151H196V150H195ZM195 151H194V153H195ZM198 151H199V150H198ZM246 151H247V150H246ZM246 151H245V152H246ZM23 152H24V151H23ZM34 152H35V153H38V152H36V151H34ZM45 152H46V151H45ZM45 152H44V155H45ZM53 152H55V151H53ZM62 152H63V151H62ZM62 152H61V153H62ZM109 152H110V151H109ZM109 152H108V154H109ZM125 152H126V151H125ZM192 152H193V151H192ZM1 153H2V152H1ZM21 153H22V151H21ZM26 153H28V151H27ZM41 153H42V152H41ZM104 153H105V152H104ZM106 153H107V152H106ZM128 153H129V152L127 151V155H129ZM132 153H133V152H132ZM147 153H148V152H147ZM150 153H151V152H150ZM153 153H155V152H153ZM163 153H164V152H163ZM178 153H179V152H178ZM228 153H229V152H227V154H228ZM233 153H234V152H233ZM239 153H240V152H239ZM22 154H23V153H22ZM22 154H21V155H22ZM48 154H49V153H48ZM48 154H47V155H48ZM65 154H67V153L64 152V156H66ZM99 154H100V153H99ZM108 154H106V155L108 156ZM111 154H112V153H111ZM130 154H131V153H130ZM139 154H140V153H139ZM156 154H157V153H156ZM165 154H166V153H165ZM173 154H175V153H173ZM190 154H191V152L188 154V156H189ZM196 154L198 155V152H197ZM206 154H205V155H206ZM221 154H222V153H221ZM224 154H225V153H223V156L226 155V154H225V155H224ZM241 154H242V153H241ZM243 154H244V153H243ZM245 154H247V153H245ZM2 155H3V153H2ZM5 155H6V154H5ZM8 155H9V154H8ZM11 155H12V154H11ZM25 155L27 156V154H25ZM44 155H43V156H44ZM50 155H51V153H50ZM53 155H54V154H53ZM69 155H70V154H69ZM69 155H68V158H70ZM91 155H92V154H91ZM103 155H104V154H103ZM106 155H105V156H106ZM125 155H126V154H125ZM144 155H145V153H144ZM176 155H178V156H176ZM194 155H195V154H194ZM229 155H230V154H229ZM229 155H227V156H229ZM231 155H232V154H231ZM249 155H250V154H249ZM0 156H1V155H0ZM3 156H4V155H3ZM26 156H25V157H26ZM58 156H59V155H58ZM62 156H63V154H62ZM75 156H76V155H75ZM100 156H101V155H100ZM122 156H123V155H122ZM170 156H172V152L170 153ZM173 156H174V155H173ZM175 156H176V157H179V154H175ZM180 156H182V155H180ZM206 156H207V155H206ZM220 156H221V155H220ZM241 156H242V155H241ZM244 156H245V155H244ZM7 157H9V156H7ZM7 157H6V159H8ZM12 157H13V156H12ZM53 157H54V156H53ZM103 157H104V156H103ZM108 157L110 158V155H109ZM131 157H133V156H131ZM144 157H145V156H144ZM144 157H143V158H144ZM150 157H151V156H150ZM158 157L160 158L161 156H160V155H157L156 160L158 159ZM186 157H187V156H186ZM186 157H185V158H186ZM190 157H191V156H190ZM190 157H189V158H190ZM247 157H249V156L246 155V158H247ZM0 158H1V157H0ZM14 158H15V156H14ZM33 158H34V157H33ZM33 158H32V159H33ZM36 158H38V157H36ZM36 158H35V160L33 159L35 162H36ZM41 158H43V157H41ZM41 158H40V159H41ZM44 158L47 159V156H44ZM54 158H57V157H54ZM66 158H67V157H66ZM87 158H88V157H87ZM120 158H121V157H120ZM120 158H119V159H120ZM173 158H174V157H173ZM222 158H223V157H222ZM225 158H227V157L225 156ZM241 158H242V157H241ZM244 158H245V157H244ZM249 158H250V157H249ZM2 159H3V158H2ZM9 159H10V158H9ZM19 159H20V158H19ZM32 159H31V157H30V160H32ZM50 159L52 160L51 157H50ZM93 159H94V158H93ZM113 159H115V157H114ZM119 159H118V160H119ZM128 159L130 160L131 158L128 157ZM132 159H133V158H132ZM168 159H169V155H168ZM190 159L192 160L193 158H190ZM190 159H189V160H190ZM204 159H206V158H204ZM235 159H236V158H235L234 156L228 157V158H227V161H226V165L229 166V167H230V165L232 166L233 164H235ZM253 159H254V158H253ZM16 160H18V159H16ZM48 160H49V159H48ZM54 160H55V159H54ZM72 160H73V159H72ZM76 160H78V159H76ZM103 160H104V159H103ZM121 160H122V159H121ZM148 160H149V159L147 158V161H148ZM159 160H160V159H159ZM159 160H158V161H159ZM174 160H175V158H174ZM178 160H179V159H178ZM182 160H183V159H182ZM191 160H190V161H191ZM193 160H194V159H193ZM197 160H198V159H197ZM202 160H203V158H202ZM243 160H246V159H242V161H243ZM19 161H20V160H18V162H19ZM21 161H22V159H21ZM27 161H29V159H28ZM56 161H57V159H56ZM79 161H80V160H79ZM89 161H90V160H89ZM107 161H108V160H107ZM107 161H106V162H107ZM130 161H131V160H130ZM132 161H133V160H132ZM137 161H138V160H137ZM144 161H145V159H144ZM153 161H155V160H153ZM158 161H157V162H158ZM161 161H162V160H161ZM163 161H166V160H163ZM170 161H171V160H170ZM175 161H176V160H175ZM180 161H181V160H180ZM198 161H199V160H198ZM223 161H224V160H223ZM223 161L221 160L222 164H223ZM4 162H5V161H4ZM6 162H7V161H6ZM8 162H9V161H8ZM13 162H15V161L13 160ZM40 162H41V161H40ZM42 162H43V161H42ZM72 162H73V161H72ZM97 162H98V161H97ZM97 162H96V163H97ZM99 162H100V161H99ZM103 162H104V161H103ZM112 162H113V160H112ZM150 162H151V160H150ZM177 162H178V161H177ZM188 162H189V161H188ZM194 162H196V159H195ZM213 162H214V161H213ZM217 162H216V163H217ZM2 163H3V162L1 161L0 164H2ZM11 163H12V162H11ZM38 163H39V161H38ZM53 163H54V162H53ZM56 163H57V162H56ZM87 163H88V162H87ZM89 163H91V162H89ZM96 163H95V165H96ZM108 163H109V162H108ZM116 163H117V161H116ZM120 163H121V161H120ZM152 163H153V162H152ZM155 163H156V161H155ZM155 163H154V164H155ZM158 163H160V162H158ZM172 163H174V162L172 161ZM172 163H171V164H172ZM180 163H182V162H180ZM180 163H179V164H180ZM184 163H185V162H184ZM190 163H191V162H189V164H190ZM206 163H207V162H206ZM9 164H10V163H9ZM26 164H27V163H26ZM65 164H66V162H65ZM75 164H77V163H75ZM80 164H81V161H80ZM82 164H84V163L82 162ZM100 164H101V162H100ZM103 164H104V163H103ZM110 164H111V163H110ZM121 164H122V163H121ZM121 164H118V166L121 165ZM135 164H136V163H135ZM146 164H147V163H145V165H146ZM169 164H170V162H169ZM195 164H196V163H194V165H195ZM238 164H240V163H238ZM28 165H30V162H29ZM32 165H33V162H32ZM32 165H31V166H32ZM35 165H36V164H35ZM35 165H33V166L35 167ZM51 165H54V164H51ZM57 165H58V164H57ZM84 165H85V164H84ZM145 165H144V166H145ZM159 165H160V164H159ZM159 165H158V166H159ZM162 165H163V164H162ZM166 165H167V164H166ZM173 165L175 166V164H173ZM173 165H172V167H174ZM186 165H187V164H186ZM206 165H209V163H207ZM223 165H224V164H223ZM4 166H6V165H4ZM8 166L11 167V165H8ZM33 166H32V167H33ZM38 166H39V165H38ZM40 166H41V165H40ZM40 166H39V167H40ZM44 166H45V165H44ZM77 166H78V165H77ZM77 166H76V167H77ZM93 166H94V164H93ZM93 166H92V168H93ZM97 166H98V164L96 165V167H97ZM113 166H114V164H113ZM116 166H117V164H116ZM118 166H117V167H118ZM148 166H149V164H148ZM155 166H157V165L155 164ZM164 166H165V165H164ZM167 166H168V165H167ZM167 166H166V167H167ZM176 166H177V165H176ZM190 166H192V165L190 164ZM195 166H196V165H195ZM6 167H7V166H6ZM39 167H38V168H39ZM46 167H47V166H46ZM53 167H55V166H53ZM82 167H83V165H82ZM89 167H91V166H89ZM110 167H112V166H110ZM119 167H120V166H119ZM119 167H118V168H119ZM134 167H135V166H134ZM150 167H153V166L150 165ZM169 167L171 168V166H169ZM186 167H187V166H186ZM199 167H200V165H199ZM204 167H205V165H204ZM211 167H212V166H211ZM233 167H234V166H233ZM0 168H1V166H0ZM58 168H59V167H58ZM65 168H66V167H65ZM94 168H95V167H94ZM98 168H99V166H98ZM103 168H104V166H103ZM120 168H121V167H120ZM120 168H119V169H120ZM138 168H139V167H138ZM153 168H154V167H153ZM155 168H156V167H155ZM188 168H189V167H188ZM197 168H198V166H197ZM197 168H196V169H197ZM207 168H209V167L207 166ZM213 168H214V167H213ZM213 168H212V169H213ZM231 168H232V167H231ZM8 169H9V167H8ZM39 169H40V168H39ZM49 169H50V168H49ZM53 169H54V168H53ZM60 169H61V167H60ZM62 169H64V168H62ZM89 169H90V168H89ZM96 169H97V168H96ZM99 169H100V168H99ZM143 169H144V168H143ZM184 169H185V167H184ZM191 169H192V168H191ZM191 169H190V170H191ZM205 169H206V168H205ZM217 169H218V168H217ZM2 170H3V169H2ZM80 170H81V169H80ZM120 170H121V172H122V169H120ZM129 170H130V169H129ZM131 170H132V169H131ZM135 170H136V169H135ZM165 170H166V169H165ZM168 170H169V168H168ZM172 170H173V169H172ZM174 170H178V169L176 168V169H174ZM198 170H199V169H198ZM198 170H196V171H198ZM215 170H216V169H215ZM4 171H5V170H4ZM12 171H13V170H12ZM23 171H24V170H23ZM41 171H42V170H41ZM41 171H39V172H41ZM50 171H51V170H50ZM50 171H49V172H50ZM53 171L55 172V171H56V168H55V170H53ZM53 171H51V172H53ZM83 171L85 172V170H83ZM83 171H82V172H83ZM88 171H90V172H89L90 174H91L92 172H94V171H92L91 169L88 170ZM95 171H96V170H95ZM103 171H104V170H103ZM108 171H109V170H108ZM136 171H137V170H136ZM136 171H134V172H136ZM143 171H144V170H143ZM153 171H154V170H153ZM156 171H157V170H156ZM180 171H181V170H180ZM200 171H201V169H200ZM29 172H30V171H29ZM37 172H38V170H37ZM37 172L34 173V171H33V174H36ZM54 172H53V173H54ZM68 172H69V171H68ZM68 172H67V173H68ZM77 172H78V171H77ZM86 172H87V171H86ZM96 172H97V171H96ZM104 172H105V171H104ZM148 172H149V171H148ZM158 172H159V171H158ZM160 172H161V171H160ZM167 172H168V171H167ZM175 172H177V171H175ZM178 172H179V171H178ZM182 172H184V171H182ZM189 172H190V171H189ZM208 172H209V171H208ZM9 173H10V172H9ZM78 173H79V172H78ZM89 173H88L87 175H89ZM100 173H102V172H100ZM107 173H108V172H107ZM116 173H117V172H116ZM122 173H123V172H122ZM130 173H132V172H130ZM149 173H150V172H149ZM151 173H152V172H151ZM156 173H157V172L154 173V176H155ZM185 173H186V172H185ZM185 173H184V174H185ZM39 174H40V173H39ZM55 174H56V172H55ZM80 174H81V172H80ZM94 174H95V173H94ZM98 174H99V173H98ZM98 174H97V175H98ZM111 174H112V173H110V175H111ZM123 174H124V173H123ZM146 174H148V173H146ZM167 174H168V173H167ZM167 174H166V179L163 177L164 174H162L163 176L160 174V176H162V177H160V178L165 179L166 181H167V179H168V180L170 181V179L167 178ZM169 174H170V176H171V174H173V171H172L171 173H169ZM178 174H179V173H178ZM178 174H177V175H178ZM181 174H183V173H181ZM194 174H195V173H194ZM42 175H44V174H42ZM46 175L48 176V174H45V176H46ZM62 175H63V174H62ZM62 175H61V176H62ZM73 175H74V174H73ZM78 175H79V174H78ZM106 175H107L108 177L110 176L109 174H106ZM116 175H117V174H115V176H114V174H112V176H114L113 178H115V177L118 176V175H117V176H116ZM136 175H137V174H136ZM139 175H140V174H139ZM158 175H159V173L157 174V176H158ZM173 175H176V174H173ZM179 175H180V174H179ZM191 175H192V174H190V176H189V175H188V176H189V177H192L193 175H192V176H191ZM33 176H34V175H33ZM53 176H55V175H53ZM64 176H65V175H64ZM74 176H75V175H74ZM76 176H77V175H76ZM82 176H84L83 173H82ZM89 176L92 177V174L89 175ZM112 176H110V177H112ZM131 176H132V174H131ZM134 176H135V175H133V177H134ZM141 176H142V175H141ZM141 176H140V177H141ZM147 176L149 177V174H148ZM170 176H169V177H170ZM184 176H185V175H184ZM197 176H198V175H197ZM199 176H200V175H199ZM202 176H203V174H202ZM49 177H50V176H49ZM49 177H48V178H49ZM55 177H56V176H55ZM77 177H78V176H77ZM85 177H86V176H85ZM87 177H88V176H87ZM94 177H95V176H94ZM100 177H101V176H100ZM103 177H104V176H103ZM103 177H102V179L104 180L105 177H104V178H103ZM108 177H107V178H108ZM143 177H144V176H143ZM155 177H156V176H155ZM155 177H154V178H155ZM171 177H172V176H171ZM174 177H175V176H174ZM174 177H173V178H174ZM177 177L179 178V176H177ZM181 177H182V176H181ZM181 177H180V179H181ZM185 177H187V176H185ZM10 178H11V176H10ZM36 178L38 179V178H40V176L38 175V176H36ZM45 178H46V177H45ZM52 178H54V177H52ZM52 178H49V179H52ZM59 178H60V175H59ZM59 178H56V180H57V179L59 180ZM73 178H74V177H73ZM73 178H72V179H73ZM81 178H82V177H81ZM98 178H99V176L95 179V183L97 182V179H98ZM107 178H106V179H107ZM118 178H120V176H119ZM118 178H115V179H116L115 182H121L122 178H120V179H121L120 181H117ZM125 178H126L127 181H128L129 178H127V177H125ZM125 178H123V179H125ZM149 178H150V177H149ZM149 178H148V180H149ZM192 178H193V177H192ZM200 178H201V177H200ZM202 178H203V177H202ZM202 178H201V180H202ZM0 179H1V178H0ZM2 179H4V178H2ZM26 179H27V178H26ZM31 179H32V178H31ZM42 179H43V177H42ZM61 179H63V178H60V180H61ZM66 179H67V178H65V180H66ZM88 179H92V178H88ZM102 179H101V180H102ZM110 179H111V178H110ZM132 179H133V178H132ZM135 179H136V177H135ZM145 179H146V178H145ZM145 179H143V180L145 181ZM158 179H159V178H158ZM182 179L184 180V178H182ZM182 179H181V181H183ZM186 179H187V178H186ZM193 179H195V178H193ZM211 179H210V180H211ZM24 180H25V179H24ZM33 180H34V178H33ZM65 180H64V181H65ZM70 180H71V179H70ZM83 180L85 181L84 177H83ZM152 180H154V179H151V181H152ZM160 180H161V179H160ZM173 180H174V179H173ZM177 180H178V179H177ZM177 180H176V178H175L176 183H177ZM190 180H191V179H190ZM210 180H209V181H210ZM1 181H2V180H1ZM27 181H28V179H27ZM27 181H26V182H27ZM41 181H42V180H41ZM66 181H67V180H66ZM76 181H77V180H76ZM86 181H87V180H86ZM92 181H93V180H92ZM104 181H105V180H104ZM112 181H113V180H112ZM138 181H141V180H138ZM157 181H158V180H157ZM162 181H163V180H162ZM169 181H168V183H171V182H169ZM175 181H174V182H175ZM179 181H180V180H179ZM187 181H188V179H187ZM207 181H208V180H207ZM207 181H206V182H207ZM2 182H3V181H2ZM7 182H8V181H7ZM34 182H35V181H34ZM34 182H32V183H34ZM52 182H53V181H52ZM54 182H55V181H54ZM67 182H68V181H67ZM71 182H72V181H71ZM73 182H74V181H73ZM90 182H91V181H90ZM90 182H89V183H90ZM100 182H103V181H100ZM108 182H109V180H108ZM110 182H111V181H110ZM136 182H137V181H136ZM136 182H135V183H136ZM147 182L150 183V181H147ZM154 182H155V181H154ZM154 182H151V183H154ZM158 182H159V181H158ZM185 182H186V181H185ZM185 182H184V183H185ZM206 182H205V183H206ZM24 183H25V182H24ZM28 183H29V182H28ZM45 183H46V182H45ZM56 183H58V182H56ZM78 183H79V182H78ZM91 183L93 184L94 182H91ZM95 183H94V184H95ZM97 183L99 184V182H97ZM176 183H172V184L174 185V184H176ZM178 183H180V182H178ZM198 183H200V182H198ZM201 183H203V182H201ZM214 183H213V184H214ZM46 184H47V183H46ZM46 184H45V185H46ZM51 184H52V183H51ZM66 184H67V183H66ZM68 184H72V183L69 182ZM81 184H82V182H81ZM84 184H87V183L84 182ZM98 184H96V185H98ZM101 184H102V183H101ZM109 184H110V183H109ZM136 184H137V183H136ZM138 184H140L141 186H142V185H145V184L143 183V181H142V184H141V182H140V183L138 182ZM172 184H171V186H172ZM193 184H194V183H193ZM196 184H197V183H196ZM233 184H235V185H233ZM1 185H3V184H1ZM6 185H7V183H6ZM39 185H40V184H39ZM56 185H57V184H56ZM103 185H105V183H103ZM114 185H115V184H114ZM119 185H120V184H119ZM127 185H128V184H127ZM140 185H138V187H139V188H138L139 191H140V189H141ZM151 185H152V184H151ZM163 185H164V184H163ZM166 185H167V184H166ZM176 185H178V184H176ZM197 185H198V184H197ZM202 185H203V184H202ZM204 185H205V184H204ZM204 185H203V186H204ZM19 186H20V184H19ZM19 186H18V188H19ZM21 186H22V185H21ZM26 186H27V185H26ZM46 186H47V185H46ZM80 186H81V185H80ZM90 186H91V185H90ZM116 186H117V183H116ZM167 186H168V185H167ZM179 186H180V184H179ZM179 186H178V187H179ZM182 186H183V185H182ZM182 186H180L179 188H183L185 185H184L183 187H182ZM206 186H207V185H206ZM209 186H210V185H209ZM211 186H212V185H211ZM48 187H49V185H48ZM48 187H47V188H48ZM50 187H51V186H50ZM52 187H53V186H52ZM54 187H55V186H54ZM54 187H53V188H54ZM87 187H88V186H87ZM87 187H86V188H87ZM93 187H94V186H93ZM104 187H105V186H104ZM104 187H103V189H104ZM131 187H132V186H131ZM134 187H137V186H134ZM143 187L145 188V186H142V188H143ZM146 187H149V186L146 184ZM151 187H152V186H151ZM163 187H164V186H163ZM168 187L170 188V186H168ZM175 187H176V186H175ZM189 187H190V186H189ZM189 187H188V188H189ZM192 187H193V185H192ZM199 187H200V186H199ZM199 187H198L197 189H199ZM6 188H7V187H6ZM47 188H46V189H47ZM65 188H66V187H65ZM68 188H71V187L69 186ZM68 188H66V189H68ZM79 188H80V187H79ZM79 188H78V191L80 190ZM86 188H85V189H86ZM94 188H95V187H94ZM99 188H100V187H99ZM120 188H121V187H120ZM132 188H133V187H132ZM144 188H143V189H144ZM172 188H173V186H172ZM172 188H171V189H172ZM176 188H177V187H176ZM176 188H175V189H176ZM207 188H208V187H207ZM209 188H210V187H209ZM48 189H49V188H48ZM57 189H58V188H57ZM83 189H84V188H83ZM85 189H84V190H85ZM89 189H90V188H89ZM89 189H87V190H89ZM111 189H113V187H112ZM114 189H115V188H114ZM150 189L152 190V188H150ZM150 189H149V190H150ZM162 189H163V188H162ZM166 189H167V188H166ZM186 189H187V188H186ZM189 189H190V188H189ZM25 190H26V189H25ZM62 190H63V189H62ZM73 190H74V189H73ZM90 190H91V189H90ZM90 190H89V191H90ZM124 190H125V189H124ZM132 190L134 191L135 189L133 188ZM141 190H142V189H141ZM146 190H147V189H146ZM157 190H158V189H157ZM164 190H165V189H164ZM177 190H178V189H177ZM179 190H180V189H179ZM179 190H178V191H179ZM187 190H188V189H187ZM194 190H195V189H194ZM206 190H207V189H206ZM250 190H251L252 192H251ZM29 191H30V190H29ZM37 191H38V190H37ZM43 191H44V190H43ZM51 191H52V190H51ZM56 191H58V190H56ZM59 191H61V189H60ZM65 191H66V190H65ZM70 191H71V190H70ZM85 191H86V190H85ZM95 191H96V190H95ZM97 191H98V190H97ZM97 191H96V192H97ZM101 191L103 192V190H101ZM108 191H109V190H108ZM121 191H122V190H121ZM127 191H128V189H127ZM129 191H130V188H129ZM133 191H132V194H133ZM136 191H137V188H136ZM139 191H137V192H139ZM152 191H153V190H152ZM155 191H156V190H154L153 192L150 191V193H152V194H153V193L157 194ZM170 191H171V190H170ZM184 191H185V190H184ZM191 191H192V190H191ZM196 191H197V190H196ZM199 191H200V190H199ZM73 192H74V191H73ZM87 192H88V191H87ZM110 192H111V190L109 191L108 194H110ZM130 192H131V191H130ZM140 192H141V191H140ZM142 192H144V191L142 190ZM142 192L140 193V194H142L141 197L144 196L145 194L149 193V192H147V191H146V193H142ZM159 192H160V191H159ZM175 192H176V191H175ZM193 192H194V191H193ZM202 192H203V190H202ZM206 192H207V191H206ZM206 192L204 193L203 196H206V195H205ZM211 192H212V191H211ZM211 192H210V193H211ZM38 193H41V192H38ZM38 193H37V194H38ZM53 193H54V192H53ZM58 193H59V192L54 193V194H56V197L59 196V195L61 196V193H62V192H60L59 195H58ZM82 193H83V192H82ZM105 193H106V192H105ZM113 193H114V192H113ZM119 193H120V192H119ZM123 193H124V191H123ZM123 193H122V196H123ZM161 193H162V192H161ZM165 193H166V192H165ZM173 193H174V192H173ZM62 194H63V196L65 195L64 193H62ZM100 194H101V193H100ZM111 194H112V192H111ZM120 194H121V193H120ZM125 194H128V193H125ZM136 194H137V193H136ZM152 194H148L147 197H148L149 195H152ZM155 194H154V195H155ZM174 194H175V193H174ZM197 194H198V193H197ZM199 194H200V193H199ZM211 194H212V193H211ZM211 194H210V195H211ZM67 195H68V194H67ZM78 195H79V194H78ZM83 195H84V194H83ZM97 195H98V194H97ZM102 195H103V193H102ZM133 195H135V194H133ZM138 195H139V194H138ZM138 195H137V196H138ZM161 195H162V194H160V196H161ZM171 195H172V194H171ZM177 195H178V193H177ZM179 195H180V193H179ZM190 195H191V194H190ZM208 195H209V194H208ZM208 195H207V196H208ZM53 196H54V195H53ZM60 196H59V197H60ZM91 196H93V195H91ZM100 196H101V195H100ZM109 196H110V195H109ZM113 196H114V195H112L111 197H113ZM116 196H117V195H116ZM116 196H114V197H116ZM128 196H129V195H128ZM128 196H127V197H128ZM137 196H136V198H137V200H138V197H137ZM156 196H157V195H156ZM156 196H153V197L155 198ZM165 196H167V195H165ZM181 196H182V194H181ZM184 196H185V195H184ZM188 196H189V194H188ZM193 196H194V194H193ZM197 196H198V195H196V197H197ZM203 196H202V199H204ZM215 196H216V195H215ZM47 197H48V196H47ZM59 197H58V198H59ZM61 197H62V196H61ZM61 197H60V198H61ZM65 197H66V196H64L63 198H65ZM86 197H88V196H86ZM98 197H99V196H98ZM103 197H105V196H103ZM123 197H125V196H123ZM149 197H150V196H149ZM157 197H158V196H157ZM161 197H162V196H161ZM174 197H175V195H174ZM200 197H201V196H200ZM213 197H214V196H213ZM60 198H59V199H60ZM81 198H82V197H81ZM81 198H79V199H81ZM89 198L91 199L92 197H89ZM93 198H94V197H93ZM100 198L104 200V198H102V196H101ZM100 198H99V199H100ZM108 198H109V197H108ZM117 198H118V197H117ZM130 198H131V197H130ZM142 198H143V197H142ZM145 198H146V195H145ZM150 198H151V197H150ZM169 198H170V197H169ZM184 198H185V197H184ZM191 198H192V197H191ZM65 199H66V198H65ZM65 199H63V200L61 199V200H62V201H66ZM67 199H68V198H67ZM94 199H95V198H94ZM101 199H100V200H101ZM118 199H119V198H118ZM127 199H129V198H127ZM131 199L134 201L133 198H131ZM147 199H148V198H147ZM156 199H157V198H156ZM158 199H159V198H158ZM162 199H164V197H162ZM165 199H167V197H166ZM165 199H164V200H165ZM172 199L176 200V198H173V197L171 196V199H170V200H172ZM194 199H195V198H194ZM70 200H71V199H70ZM82 200H83V199H81V201H82ZM86 200H87V199H85V201H86ZM91 200H93V199H91ZM100 200H99V201H100ZM105 200H106V199H105ZM121 200H122V199L120 198V201H121ZM129 200H130V199H129ZM129 200H127V201H129ZM151 200H153V198H152ZM151 200H149V201H151ZM174 200H173V201H174ZM181 200H182V199H181ZM197 200H198V199H197ZM211 200H212V198H211ZM211 200H210V201H211ZM216 200H218V199H216ZM59 201H60V200H59ZM85 201H82V202H85ZM89 201H90V200H89ZM112 201H113V200H112ZM124 201H125V199H124ZM153 201H155V199H154ZM156 201H157V200H156ZM158 201H159V200H158ZM179 201H180V200H179ZM187 201H189V200H186L185 202H187ZM206 201H207V200H206ZM74 202H75V201H74ZM96 202L98 203V200H97ZM100 202H101V201H100ZM104 202H105V201H104ZM161 202H162V201H161ZM170 202H171V201H170ZM177 202H178V201H177ZM208 202H209V200H208ZM223 202H225V201H223ZM51 203H52V202H51ZM71 203H73V202H71ZM85 203H87V201H86ZM88 203H89V202H88ZM90 203H91V202H90ZM114 203H115V202H114ZM114 203H113V204H114ZM119 203H120V202H119ZM155 203L157 204V202H155ZM158 203H159V202H158ZM164 203H165V201H164ZM172 203H173V202H172ZM189 203H190V202H189ZM203 203H204V202H203ZM205 203H206V202H205ZM91 204H92V203H91ZM102 204H103V203H102ZM108 204H109V203H108ZM120 204H121V203H120ZM120 204H118V206H120ZM122 204H124V203H122ZM128 204H129V203H128ZM130 204H131V203H130ZM134 204H135V203H134ZM134 204H133L132 206H134ZM140 204H141V203H140ZM150 204L152 205V202H151ZM159 204H160V203H159ZM170 204H171V203H170ZM178 204H179V203H178ZM183 204H184V201H183ZM187 204H188V203H187ZM187 204H185V205H187ZM196 204H197V202H196ZM206 204H207V203H206ZM213 204H215V203H213ZM222 204H224V203H222ZM78 205H79V204H78ZM94 205H95V203H94ZM115 205H116V204H115ZM115 205H113V207H114ZM157 205H158V204H157ZM161 205H162V204H161ZM166 205H168V203H167ZM173 205H174V204H173ZM176 205H177V203H176ZM180 205H181V204H180ZM180 205H178V208H180V207H179ZM189 205H190V204H189ZM194 205H195V204H194ZM203 205H204V204H203ZM81 206H82V205H81ZM92 206H93V204H92ZM96 206H97V205H96ZM100 206H101V205H100ZM121 206H122V205H121ZM124 206H125V205H124ZM145 206H146V205H145ZM153 206H154V205H153ZM197 206H199V205H197ZM213 206H214V205H213ZM226 206H227V205H226ZM82 207H84V206H82ZM82 207H81V209H82ZM97 207H98V206H97ZM122 207H123V206H122ZM125 207H126V206H125ZM156 207H157V206H156ZM160 207H161V206H160ZM172 207H173V206H172ZM194 207H195V206H194ZM204 207H205V205H204ZM227 207H229V206H227ZM227 207H226V208H227ZM89 208H90V207H89ZM116 208H117V207H116ZM146 208H148V207H146ZM182 208H183V207H181V209H182ZM208 208H209V207H208ZM216 208H217V207H216ZM223 208H224V207H223ZM85 209H86V208H85ZM107 209H108V208H107ZM112 209H113V208H112ZM128 209H130V207H129ZM131 209H133V208H131ZM136 209H137V208H136ZM144 209H145V208H144ZM152 209H153V207H152ZM158 209H159V208H158ZM173 209H174V208H173ZM187 209H188V211H189V207H187ZM196 209H197V208H196ZM213 209H215V208H213ZM96 210H97V209H96ZM125 210H126V209H125ZM182 210H183V209H182ZM184 210H186V208H185ZM220 210H222V208H221ZM103 211H104V210H103ZM109 211H110V210H109ZM143 211H145V210H143ZM147 211H148V209H147ZM147 211H145V212H147ZM186 211H187V210H186ZM191 211H192V210H191ZM194 211H195V209H194ZM203 211H204V210H203ZM209 211H210V210H209ZM211 211H212V210H211ZM82 212H84V211H82ZM105 212H106V209H105ZM111 212H112V211H111ZM115 212H116V211H115ZM119 212H120V211H119ZM129 212H130V210H129ZM135 212H136V211H135ZM174 212H175V211H174ZM184 212H185V211H184ZM189 212H190V211H189ZM216 212H217V210H216ZM85 213H87V210H86ZM155 213H156V212H155ZM170 213H171V212H170ZM176 213H177V211H176ZM224 213H226V211H224ZM115 214H116V213H115ZM115 214H114V216H115ZM132 214L135 215L134 213H132ZM145 214H146V213H145ZM150 214H152V213H150ZM158 214H159V213H158ZM183 214L187 215L188 213H183ZM190 214H191V213H190ZM205 214L208 215V213H206V212H205ZM209 214H210V213H209ZM112 215H113V214H112ZM124 215H125V214H124ZM154 215H155V214H154ZM169 215H170V214H169ZM178 215H179V214H178ZM181 215H182V214H181ZM193 215H194V214H193ZM196 215H197V214H196ZM212 215H213V212H212ZM218 215H219V214H218ZM145 216H146V215H145ZM147 216H148V214H147ZM147 216H146V217H147ZM150 216H151V215H150ZM159 216H160V215H159ZM167 216H168V215H167ZM170 216H171V215H170ZM170 216H169V217H170ZM176 216H177V215H176ZM204 216H205V215H204ZM204 216H203V217H204ZM221 216H223V215H221ZM155 217H156V216H154L153 218H155ZM160 217H161V216H160ZM160 217H159V218H160ZM164 217H165V216H164ZM169 217H168V218H169ZM172 217H174V216H172ZM178 217L181 218V216H178ZM178 217H176V218H178ZM187 217H188V215H187ZM189 217H190V216H189ZM197 217H198V216H197ZM228 217H229V216H228ZM230 217L232 218V216H230ZM100 218H101V217H100ZM108 218H109V217H108ZM110 218H111V217H110ZM120 218H121V217H120ZM137 218H138V217H137ZM150 218H151V217H149V219H150ZM200 218H201V216H200ZM206 218H207V217H206ZM206 218H205V219H206ZM220 218H221V217H220ZM115 219H116V217H115ZM164 219H166V218H164ZM183 219H184V218H183ZM187 219H188V218H187ZM207 219H208V218H207ZM207 219H206V220H207ZM107 220H110V219H107ZM116 220H117V219H116ZM116 220H114L115 223H116ZM133 220H134V219H133ZM133 220H132V221H133ZM175 220H176V219H175ZM178 220L180 221L181 219H178ZM189 220H190V218H189ZM195 220H196V219H195ZM195 220H194V221H195ZM220 220H221V219H220ZM183 221H184V222H183V225H184V223H185L187 220H186V221L183 220ZM203 221H204V220H203ZM207 221H208V220H207ZM237 221H238V220H237ZM134 222H135V221H134ZM134 222H133V223H134ZM168 222H169V221H168ZM200 222H201V221H199V223L197 222L198 225L200 224ZM121 223H122V222H121ZM133 223H132V224H133ZM148 223H149V222H148ZM161 223H162V222H161ZM179 223H180V222H179ZM179 223H177V224H179ZM186 223H188V221H187ZM190 223H192V222H190ZM194 223H195V222H194ZM201 223H202V222H201ZM205 223H206V225H205ZM205 223H204V226H207L208 222H205ZM236 223H237V222H236ZM113 224H114V223H113ZM117 224H118V223H117ZM123 224H124V223H123ZM154 224H159V225H160V221H159V223H156V222H155ZM181 224H182V223H181ZM181 224H179V225H181ZM195 224H196V223H195ZM224 224H226V223H224ZM179 225H178V226H179ZM183 225H181V226H183ZM200 225H201V224H200ZM210 225H211V224H210ZM117 226H118V225H117ZM150 226L153 227L152 223H151ZM174 226L176 227V225H174ZM178 226H177V227H178ZM201 226H202V225H201ZM201 226H200L199 229H201ZM204 226H203V228H204ZM212 226H213V225H212ZM215 226H214V228L217 227V226H216V227H215ZM236 226H237V225H236ZM195 227H196V225H195ZM119 228H120V227H119ZM149 228H150V227H149ZM149 228H148V229H149ZM192 228H193V226H192ZM197 228H198V226H197ZM209 228H210V227H209ZM219 228H220V227H218V229H219ZM152 229H155V228H152ZM184 229H185V228H184ZM184 229H183V231L185 232L186 229H185V230H184ZM204 229H206V231H207V228H206V227H205ZM242 229H243V230H242ZM123 230H124V229H123ZM137 230H138V229H137ZM149 230H150V229H149ZM208 230H211V229H208ZM138 231H139V230H138ZM200 231H202V229H201ZM200 231H199V233H200ZM18 232H19V231H18ZM75 232H76V231H75ZM128 232H129V231H128ZM195 232H196V231H195ZM195 232H193V233H195ZM105 233H106V232H105ZM124 233H125V232H124ZM152 233H153V231H152ZM152 233H151V234H152ZM156 233H157V232H156ZM156 233H155V234H156ZM163 233H165V232H163ZM163 233H162V234H163ZM185 233H186V232H185ZM187 233H188V232H187ZM205 233H206V232H205ZM205 233L203 232L202 235L205 234ZM210 233H211V232H210ZM106 234H107V233H106ZM125 234H126V233H125ZM128 234H130V233H128ZM134 234H136V232H135ZM139 234H140V233H139ZM141 234H142V233H141ZM165 234H166V233H165ZM171 234L173 235L172 232H171ZM181 234H183V233H181ZM200 234H201V233H200ZM228 234H227V235H228ZM21 235H22V234H21ZM142 235H143V234H142ZM156 235H157V234H156ZM163 235H164V234H163ZM168 235H169V234H168ZM178 235L180 236V233H179ZM178 235H176V236H178ZM219 235H220V234H219ZM129 236H130V235H129ZM147 236H148V235H147ZM153 236H154V233H153ZM153 236H152V237H153ZM160 236H161V235H160ZM165 236H167V235H164V237H165ZM173 236H175V235H173ZM173 236H172V237H173ZM179 236H178V237H179ZM183 236H184V235H182V237H183ZM189 236H190V235H189ZM203 236H204V235H203ZM203 236H202V237H203ZM214 236H216V235H214ZM76 237H77V236H76ZM105 237H106V236H105ZM149 237H150V236H149ZM169 237H171V236H169ZM192 237H193V236H192ZM202 237H201V238H202ZM212 237H213V236H212ZM218 237H219V236H218ZM218 237H217V238H218ZM92 238H93V237H92ZM146 238H147V237H146ZM175 238H176V237H175ZM184 238H185V236L183 237V241H185ZM207 238H208V237L206 236V239H207ZM221 238H224V237H221ZM84 239H85V237H84ZM93 239H94V238H93ZM156 239H157V238H156ZM156 239L154 238V240H156ZM161 239H162V237H161ZM171 239H172V238H171ZM173 239H174V238H173ZM179 239H180V238H179ZM191 239H192V238H191ZM196 239H198V238H196ZM208 239H209V238H208ZM31 240H32V239H31ZM31 240H30V241H31ZM42 240H43V239H42ZM150 240H151V239H150ZM158 240H159V239H158ZM167 240H168V239H167ZM192 240H193V239H192ZM20 241H21V240H20ZM94 241H95V240H94ZM137 241H138V240H137ZM142 241H143V240H142ZM144 241L146 242V240H144ZM161 241H162V240H161ZM170 241H171V240H170ZM172 241H173V240H172ZM176 241L179 242L178 240H175V242L173 241V245H174V243L176 244ZM180 241H181V242H179V244H180V246H181V244H182V240L180 239ZM134 242H135V241H134ZM168 242H169V241H168ZM185 242H186V241H185ZM203 242H204V241H203ZM207 242H208V241H207ZM215 242H216V241H215ZM223 242H224V241H223ZM37 243H38V242H37ZM93 243H94V242H93ZM163 243H164V242H163ZM195 243H196V242H195ZM96 244H97V243H96ZM96 244H95V245H96ZM134 244H135V243H134ZM143 244H144V243H143ZM149 244H150V241H149ZM164 244H165V243H164ZM177 244H178V243H177ZM177 244H176L175 246H177L179 249H181V247L179 246V244H178V245H177ZM198 244H199V243H198ZM206 244H207V243H206ZM211 244H212V243H211ZM214 244H215V243H214ZM219 244H221V243H219ZM43 245H44V243H43ZM53 245H54V244H53ZM56 245H57V244H56ZM160 245H161V244H160ZM165 245H166V244H165ZM190 245H191V244H190ZM250 245H251V244H250ZM161 246H162V245H161ZM161 246H160V247H161ZM192 246H193V245H192ZM196 246H197V244H196ZM199 246H201V245H199ZM217 246H218V245H217ZM244 246H245V247H244ZM248 246H249V245H248ZM14 247H15V246H14ZM21 247H22V246H21ZM160 247H159V248H160ZM170 247H171V244H170ZM204 247H206V246H204ZM211 247H212V246H211ZM222 247H223V245H222ZM243 247H244V248H243ZM56 248H57V247H56ZM62 248H63V247H62ZM127 248H128V247H127ZM163 248H164V247H163ZM185 248H186V247H185ZM194 248H195V247H194ZM197 248H198V246H197ZM208 248H209V247H208ZM247 248H249V247H247ZM17 249H18V247H17ZM59 249H60V248H59ZM156 249H158V247H157ZM156 249H155V250H156ZM171 249H172V248H171ZM182 249H183V246H182ZM182 249H181V251H183ZM192 249H193V248H192ZM198 249H199V248H198ZM209 249H210V248H209ZM11 250H12V249H11ZM153 250H154V249H153ZM161 250H162V249H161ZM169 250H170V249H169ZM172 250H173V249H172ZM201 250H202V248H200V251H201ZM206 250H208V249H206ZM249 250H248V251H249ZM8 251H9V250H8ZM70 251H71V250H70ZM167 251H168V250H167ZM174 251H175V247H174ZM184 251H185V250H184ZM184 251H183V252H184ZM188 251H189V249L187 248V252H186V253H188ZM195 251H196V250H194V252L192 251V253L195 254ZM209 251H210V250H209ZM212 251H213V249H212ZM212 251H211V253H212ZM14 252H15V251H14ZM165 252H166V250H165ZM165 252H163V253H165ZM189 252H191V250H190ZM196 252H197V251H196ZM198 252H199V250H198ZM214 252H215V251H214ZM218 252H220V251H218ZM76 253H77V252H76ZM171 253H172V252H171ZM178 253H179V252H178ZM211 253H209V254L206 253L205 256H206V255H210ZM234 253H232V254H234ZM239 253H240V252H239ZM241 253H244V251H242ZM12 254H13V253H12ZM14 254H15V253H14ZM61 254H62V253H61ZM131 254H132V253H131ZM167 254H168V253H167ZM183 254H184V253H183ZM198 254H199V256H200L201 254L204 255V254L201 253V252H199ZM217 254H221V253H217ZM122 255H123V254H122ZM184 255H185V254H184ZM192 255H193V254H192ZM196 255H197V253H196ZM202 255H201V256H202ZM211 255H213V253H212ZM211 255H210V256H211ZM228 255H229V254H228ZM244 255H245V253H244ZM246 255H247V254H246ZM75 256H76V255H75ZM110 256H111V255H110ZM127 256H128V255H127ZM130 256H131V255H130ZM158 256H160V255H158ZM172 256H173V255H172ZM197 256H198V255H197ZM210 256H208V257L206 256V260H207V258H208V259H211V258H214V257H215V256H213V257L211 256V258H209ZM217 256H219V255H217ZM221 256H222V255H221ZM221 256H220V257H221ZM225 256H227V255H225ZM225 256H224V257H225ZM238 256H239V255H238ZM164 257H165V256H164ZM166 257H167V256H166ZM174 257H175V254H174ZM177 257H178V255H177ZM184 257H185V256H184ZM195 257H196V256H195ZM222 257H223V256H222ZM224 257H223V261L225 260ZM230 257H231V256H230ZM230 257H229V258H230ZM148 258H149V257H148ZM181 258H182V257H181ZM197 258H198V257H197ZM229 258H226V259H229ZM90 259H91V258H90ZM108 259H109V258H108ZM143 259H144V258H143ZM177 259H180V258H177ZM183 259H184V258H183ZM183 259H181V261L183 262V264H187L186 262L184 263V260H186L187 257H185L184 260H183ZM191 259H192V258H191ZM199 259H203V256H202V258L200 257ZM8 260H9V259H8ZM157 260H158V258H157ZM188 260H190V258H189ZM188 260H187V262H188ZM193 260H194V259H193ZM196 260H197V259H196ZM215 260H216V262H217V259H215ZM215 260H213V261H215ZM218 260H219V259H218ZM220 260H221V258H220ZM236 260H237V259H236ZM22 261H24V260H22ZM155 261H156V260H155ZM194 261H195V260H194ZM198 261H199V260H198ZM211 261H212V259H211ZM223 261H221V262H223ZM9 262H10V260H9ZM96 262H97V261H96ZM108 262H109V261H108ZM131 262H132V261H131ZM139 262H140V261H139ZM157 262H158V261H157ZM173 262H174V261H173ZM200 262H201V263H202V262L204 263V261H201V260H200V261H199V264H200ZM207 262H208V260H207ZM209 262H210V260H209ZM226 262H227V260H226ZM236 262H237V261H236ZM132 263H133V262H132ZM154 263H155V262H154ZM168 263H169V262H168ZM176 263H177V262H176ZM189 263H190V261H189ZM189 263H188V264H189ZM191 263H192V261H191ZM203 263H202V264H203ZM217 263H218V262H217ZM217 263H216V264H217ZM219 263H220V261H219ZM219 263H218V264H219ZM229 263H230V262H229ZM233 263H234V262H233ZM97 264H98V263H97ZM124 264H125V263H124ZM163 264H164V263H163ZM179 264H181V262H179ZM193 264H194V263H193ZM196 264H198V262H197ZM205 264H207L206 261H205ZM210 264H211V263H210ZM213 264H214V263H213ZM225 264H226V263H225ZM238 264H239V263H238ZM240 264H241V263H240ZM242 264H243V263H242Z\"/></svg>",
	"mask_w": 264,
	"mask_h": 264
}]
</instances>
